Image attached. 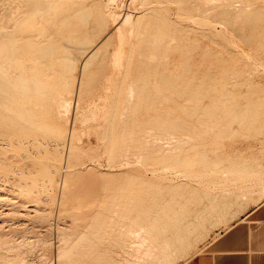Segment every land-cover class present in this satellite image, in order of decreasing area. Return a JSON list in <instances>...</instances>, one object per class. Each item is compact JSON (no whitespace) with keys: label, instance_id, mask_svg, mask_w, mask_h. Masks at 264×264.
<instances>
[{"label":"rangeland","instance_id":"374dc122","mask_svg":"<svg viewBox=\"0 0 264 264\" xmlns=\"http://www.w3.org/2000/svg\"><path fill=\"white\" fill-rule=\"evenodd\" d=\"M71 3H70V2ZM62 0V1H59V3H58V7H55L54 9H58L59 11L60 10H62V9H66V8H70V7H72V8H74V7H76V6H78V4L79 3H82L83 4V6L82 5H79V6H82V7H84L86 10H90V16L88 17V19H87V29H88V31H89V33H88V35H92L91 36V40H93L92 42H94L95 44H99V43H101V42H103V39H104V42L106 41L107 42V49H105L104 48V50L102 51V53H101V55H100V57H99V59L98 58H96V60L95 59H93V61L91 62V65L89 64L88 66H87V69L86 68H84V65H82L84 62H85V58H86V56H85V58H84V56H82L81 58H80V60H79V65H78V63H77V70L75 69V71L73 70V72H72V74L70 75V78H71V80L73 79V80H75V81H73L74 82V84L72 83L71 85H70V87H71V91H73L72 93V95L70 94V96H72V98L70 97L69 98V100L66 102V103H62V107L60 108V115H59V117L58 118H56L55 116V114L54 115H50V116H48L47 118H46V124L45 125H47V126H52V125H54V124H59V126H60V128H61V130H65V131H68V136H67V139H66V145H67V147L69 146V144L68 143H71V144H75V145H77V147H80V148H77V149H79V150H77L78 151V154L79 155H81V157L78 155V158H76L74 161H72V163L71 164H65V162L67 161V159H66V157L67 156H65V158H64V162L61 164V166H60V171H59V176L61 177V183H62V181L64 180V177L66 176L65 174H67L66 173V171L68 172L69 171V173H71L72 172V170L73 171H75V172H72L73 173V177L75 176V173H81V174H85V178H87L85 181V183H88L87 184V186L89 185V184H93V185H91V187H93V188H95L96 189V187H94L95 185L97 186V187H101L100 189H97V192H95L94 190H92L93 188H91L90 186H89V188H87L85 191H87L88 189L90 190H88V193L87 192H83L82 193V191H84V190H80V184H81V182H78L77 181V179H75L74 180V178H73V180H74V182H72L71 181V183H75V181L76 182H78V185L75 183V185L73 186L71 183H69L70 182V180L69 181H67L66 183H69V186H70V184L72 185V187L70 186H68V184L64 187L63 186V183H62V185L60 184L58 187H57V191H56V195H55V202L52 204V203H47L46 201H43V200H41V202L39 203V205L40 204H42L40 207L41 208H45V211H30V212H28L27 211V214L24 212V211H22V212H24L25 214H23L24 216H21L22 214H20L21 213V211H17V213H15L16 211H10L9 210V208H7V207H9L10 205H9V203L6 201V200H3L5 203H6V205H5V203L4 202H2V199H4V197H6L5 196V194H7V193H11V191L9 190V187L7 188V190H5L4 192L2 191V192H0V196H3V197H1V202L2 203H4V205L1 203V206L3 205V206H6V207H3L2 206V208H1V206H0V208L2 209H0V217L1 216H3V217H1V219H0V221H2V227L4 228V229H2L1 227H0V243L2 244V246H0V264H18V262H19V264H131L133 261H131V260H127L126 259V257H125V255L127 256V258H129L131 255L129 254V253H126V252H130L129 250L131 249L132 250V248H129V247H131V246H129V244H130V242H131V244H134V247H136L137 246V243H134L136 240H137V238H139L138 237V235H137V231L139 230V229H137V228H141V226H143V225H145L146 227H148L149 229H151L150 231H158L159 233H167L168 232V234H170V235H172V236H174V237H176V235H182V236H189L190 238H191V242L187 245V247H186V250H184L182 253H183V256H185L186 258L187 257H191L192 255H194V254H196V253H198V252H200V251H202V245H203V242L204 241H207L209 238H213V239H216L218 236H219V234L218 233H216L217 231H216V229L217 228H224V227H228L227 225H230L231 224V222L234 220V218H235V216L236 215H239L240 213H242L245 209H246V207L248 206V204H249V202H250V200H251V198L252 197H254V199L256 198V197H260L261 196V194H262V191H263V189H264V149L262 148L263 147V145H264V0H207V1H205V0H190V2L188 1V0H186L184 3L183 2H181L182 0H175L176 2H177V4L179 3V4H181V3H183L182 5H178V6H182V8L181 7H179V10H181L180 11V14L179 13H177V11L175 12L174 10H177L178 9V7H177V5H176V2H174V0H169L170 1V3H172V4H169V2H168V4L166 5V1H168V0H156V1H158L160 4L161 3H163V1L165 2L164 4H161V6H162V8H163V6H164V8L167 10V11H165V9H164V11H163V9L162 8H160L161 6H160V4L158 3L157 4V2H155L156 4H154L153 2L155 1V0H148V1H150V3H148L149 4V6L151 5V2H152V7L150 6H147L146 4H143V2H146V1H143L142 2V4L143 5H139V4H141V2H139L140 0H129L130 1V4L129 5H131V6H128L127 4L129 3V1L128 0H115V1H113V0H111L110 2H106V1H109V0H85V3L86 4H84V0ZM87 1H88V3H87ZM134 1V2H133ZM139 2V3H136V2ZM142 1V0H141ZM162 1V2H161ZM180 1V2H179ZM184 1V0H183ZM205 1V2H204ZM61 2V3H60ZM69 2V3H68ZM76 2V4H74ZM91 4H90V3ZM97 4H96V3ZM121 2V3H120ZM128 2V3H127ZM133 2V4H135V5H133V4H131ZM66 3H68V4H66ZM92 3H93V5H92ZM105 3H107V4H105ZM190 3V5H188ZM0 4H2V1L0 0ZM59 4H61V5H59ZM110 4V5H109ZM122 4V5H121ZM174 4V5H173ZM75 5V6H74ZM87 5V6H86ZM88 5H91L90 7H88ZM97 5V6H96ZM119 5H121V6H119ZM136 6L137 7V5H139L137 8H135V7H133V6ZM158 5V6H157ZM172 5V6H171ZM186 7H185V6ZM199 5V6H198ZM94 6H96V8L98 9L97 11H98V13H97V11H95V9L96 8H94ZM100 6V7H99ZM102 6V7H101ZM109 6V7H108ZM140 6H142V7H140ZM145 6V7H144ZM153 6H157L158 8H160V9H162V15H160L161 14V11H160V9H158L157 7L153 10V11H151L152 9L151 8H153ZM165 6H170L169 8L168 7H165ZM176 6V7H175ZM188 6V7H187ZM88 9H87V8ZM112 7V8H111ZM147 7V8H146ZM173 7H175V8H173ZM183 7H185V8H187V9H184ZM215 7V8H214ZM217 7V8H216ZM109 8H111V9H109ZM129 8H132V9H129ZM143 8V9H142ZM172 8V9H171ZM188 8H189V11H188ZM200 8V9H199ZM201 8H202V10H201ZM104 9V10H103ZM134 9V10H133ZM135 9H138V10H135ZM142 9V11H140ZM145 9H149V11H147L148 13H150V14H147V12H146V10ZM158 9V10H157ZM174 9V10H173ZM182 9H183V12H182ZM204 9H205V11H204ZM209 11H208V10ZM212 9V10H211ZM58 10H56L57 12H58ZM93 10V11H92ZM100 10V11H99ZM103 10V11H102ZM109 10V11H108ZM112 10L114 11V12H112ZM129 10V11H128ZM170 11V13L168 14V12ZM191 10V11H190ZM251 10V11H250ZM1 11V10H0ZM95 11V12H94ZM102 11V12H101ZM105 11V12H104ZM107 11V12H106ZM123 12V13H121V17L120 18H118V15H119V13L120 12ZM131 14V13H133L134 11H136V12H134V15H132L133 16V18L132 19H134V20H136L137 19V21H139V23H137V25H139L138 27H139V32H141V30H143L144 31V29L143 28H145V26H147L145 23L146 22H148V20H146V19H151L152 18V21H154V16H156V13L154 14L153 12L154 11H158L157 12V16H156V18H155V21L154 22H152V23H154L153 25L151 24V22L150 23H147L148 25L150 24V26H153L154 28H150V29H155V28H157L158 26H161L160 24L163 22V26H167V25H169L170 23L172 24V26H171V24L169 25V27L167 26V28L169 29H166V27L164 28L163 27V29H164V31L166 32H168L169 31V33L170 32H172V29H173V32L172 33H174V32H176L177 34L175 35V34H171L170 33V35H171V37L172 36H176V38H175V41H174V39L173 40H171V43H168L167 42V40L165 41V43H163V44H161V46L163 45H168L169 44V46H167L168 47V52H166L165 54H167L168 53V55L170 56V57H167V59L169 60H165V63H166V66H164L165 65V63L163 62L164 60H162V57H161V55L160 54H163V51L165 52L166 51V49H167V47L164 49V47H161L160 45H159V47H161V50L159 51L158 50V55H156L157 54V49H160L159 47H155L154 46V48H153V50H155V53H154V56L156 55V56H158L157 57V60H159V61H157L155 58L154 59H150L151 60V62L152 61H154L155 62V60H156V62H160V64L157 66V63H154V62H152L151 63V65H153V66H151V65H149L148 67H149V71H150V75H146V73L147 74H149V71H147V69H148V67H145L146 66V61H147V63H149V61H148V58L147 57H149V58H151L150 56H152V58L154 57L152 54L153 53H151V51L153 52V50H152V48L150 47V48H148V46H150V44L148 43V46H146V45H144L143 47H145V50H143V55L145 54H147L145 57L143 56V59H142V63L143 64H141L142 66L141 67H143V68H141L140 67V75H141V73L143 74V72H145L144 74L146 75H144L145 77H147V78H145L144 77V79H142V84H143V87L141 86L140 88L142 89V88H146V89H142V91H144V92H141V94L140 95H142L141 96V98H139L138 99V97L137 98H135V99H133L134 101L136 100V102H134V101H132L131 102V100H130V98H129V96H127V93H128V91H127V89H124V88H127V84H125V86H124V88H122V91H123V89H124V95H126L127 97H124V99H121L120 101L118 100V101H115V102H118V103H114L113 101H107L108 99L106 98L107 96H105L106 95V93H113V91H111V90H109L108 89V91H107V89L105 88L104 90H106L107 92L106 93H104L105 91L103 90V86H105L104 84H103V86L101 85L104 81L101 79V76L103 75V72H104V70H103V68H104V65L102 64V61L100 60L101 59V56L102 55H104V53H106V50H110V48H113V47H111V46H113V43L117 40V37H116V39H113V38H115V37H113V36H115V35H112V39H111V33L110 32H113L112 34H115L114 32H115V28H116V23L117 22H121V20H122V18L123 17H126V14L128 13V12ZM131 11H133V12H131ZM138 11V12H137ZM151 11V12H150ZM186 11V12H185ZM207 11V13H206V15H205V12ZM211 11V12H210ZM213 11V12H212ZM246 11H248L246 14H249V16L247 15V17H246V14H245V12ZM253 11V13L251 14V12ZM93 12H94V16H95V18L97 19H94V16H93ZM104 12V13H103ZM112 12V15L114 16V14L115 15H117V19H115L116 18V16H114L113 17V20H111V21H116L117 20V22H115V24H114V22H112L111 24H109L111 21H109L110 19H112V18H110V17H112L111 16V14L110 13ZM116 12V13H115ZM165 12V13H164ZM174 12V13H173ZM182 12V13H181ZM203 12V13H202ZM210 12V13H209ZM100 13H101V15H100ZM107 13V14H106ZM118 13V14H117ZM126 13V14H125ZM128 13V14H129ZM138 13L140 14V15H138ZM152 13V14H151ZM176 13H177V15L179 14L180 15V17L181 16H183V15H185L186 16V14L188 15L187 17V19L186 18H183V17H179L178 16V18H177V15H176ZM184 13H186V14H184ZM105 14V15H104ZM129 14V15H130ZM145 14H147V15H145ZM165 14V15H164ZM172 14V15H171ZM181 14H183V15H181ZM191 14V15H190ZM201 14V15H200ZM96 15H97V17H96ZM107 15L109 16V17H107ZM141 16L142 18H140V19H138V18H136V16ZM149 15L151 16V17H149ZM166 15H168V16H166ZM172 17V18H170V16ZM175 15V16H174ZM200 15V16H199ZM202 15H205V16H202ZM207 15H209V16H207ZM255 15V16H254ZM92 16V17H91ZM135 16V17H134ZM153 16V17H152ZM158 16H164V18L163 19H159L158 18ZM166 16V17H165ZM184 16V17H185ZM192 16V17H191ZM201 17V18H199V17ZM91 17V18H90ZM147 17V18H146ZM149 17V18H148ZM175 17V18H174ZM90 18V19H89ZM108 18H109V20H108ZM136 18V19H135ZM145 18V19H144ZM182 18L185 20H182ZM92 19H93V21H92ZM115 19V20H114ZM159 19V20H158ZM164 19H165V21L168 19H172L171 21L169 20H167V22H170L169 24H166L167 22H165L164 23ZM177 19H180V20H177ZM204 19V20H203ZM253 19V20H252ZM92 21L93 22V24L92 23H90V21ZM96 20V21H95ZM226 20H228V21H226ZM102 21V22H101ZM140 21H141V23H140ZM156 21H158V22H156ZM173 21V22H172ZM177 21H178V23L179 24H182V25H180L179 26V24L177 23ZM184 21V22H183ZM208 21H211L210 23H208ZM222 21H225L226 22V25H225V22L224 23H222ZM95 22V23H94ZM134 22H136V21H134ZM160 22V23H159ZM206 22V23H205ZM227 22H228V24H227ZM92 24V25H90V24ZM159 23V25H157L156 26V24H158ZM184 23H185V25H184ZM208 23V24H207ZM114 26H113V25ZM142 24H144V25H142ZM213 24V25H212ZM215 24V25H214ZM90 25V26H89ZM111 25H112V27H111ZM173 25H175L176 26V28L179 26V28L180 27H182V26H184L181 30L180 29H178V30H176L175 29V26H173ZM204 25V27L202 28V26ZM206 25V26H205ZM207 25H209V27L207 26ZM223 25V26H222ZM93 26V27H92ZM109 26V27H108ZM144 26V27H143ZM156 26V27H155ZM185 26L186 27H188L187 29H185ZM210 26H211V28H210ZM213 26H214V28H213ZM243 26V27H242ZM90 27H91V29H90ZM114 27V28H113ZM224 27V28H223ZM226 27V28H225ZM231 28V29H229V31H228V28ZM101 28H102V30H101ZM112 28L114 29L113 31H112ZM140 28H141V30H140ZM172 28V29H171ZM204 28H206L207 29V31H206V29H204ZM232 28L234 29V30H232ZM251 28V29H250ZM92 30V31H95L96 29V31L95 32H97V33H95V32H91L90 30ZM147 28H145V30H146ZM214 29V30H213ZM225 29V30H224ZM263 29V30H262ZM205 30V31H204ZM227 30V31H226ZM235 30H237V31H235ZM243 30V31H242ZM179 31V32H178ZM186 31H187V33H186ZM91 32V33H90ZM189 32V33H188ZM202 32H204V33H202ZM205 32H206V34H205ZM215 34H214V33ZM255 32V33H254ZM96 35H95V34ZM169 33H167V35H169ZM258 33V34H257ZM150 34V33H149ZM181 34H183L182 36H180ZM185 34V35H184ZM188 34V36L186 37V35ZM205 35V36H201V35ZM213 34V35H212ZM218 34H219V38L217 37L218 36ZM94 35H95V38H94ZM137 35H140V34H137ZM141 35H144V33H141ZM145 35H147V36H149L148 35V33L147 34H145ZM189 35H191V36H189ZM209 35V36H208ZM215 35V36H214ZM223 38H222V37ZM263 36V37H262ZM184 37H186V38H184ZM225 37V38H224ZM228 37V38H227ZM173 38V37H172ZM171 38V39H172ZM182 38H184V39H182ZM188 38H189V40H188ZM193 38V39H192ZM197 38V39H196ZM102 39V40H101ZM182 39V40H181ZM187 39V40H186ZM191 39H192V41H191ZM195 39V40H194ZM108 40H110V41H108ZM203 41L202 42V44H201V42H198V41ZM217 40H218V42H220L219 44H217ZM100 41V42H99ZM111 41L113 42V43H111ZM188 41H189V43H188ZM195 41H197V43H194ZM255 41V42H254ZM259 41V42H258ZM105 42V43H106ZM109 42L111 43V45L109 44ZM193 42V43H192ZM177 43V44H176ZM171 44V45H170ZM189 44V45H188ZM196 44H198L197 46H196ZM180 45V46H179ZM181 45H183V46H181ZM187 45V46H186ZM190 45H191V47H190ZM195 45V46H194ZM108 46H110V47H108ZM180 47V49H178L177 47ZM193 46V47H192ZM202 46H204V47H202ZM205 46H206V48H205ZM208 46H209V49H208ZM147 47V48H146ZM170 47V48H169ZM182 47V48H181ZM164 50H163V49ZM177 48L178 50H175V49ZM201 48H203V49H201ZM142 49H144V48H142ZM149 49H151V51H149ZM189 49V50H188ZM187 50L189 51V52H187ZM162 51V52H161ZM172 51V52H171ZM183 51H186L185 53L183 52ZM148 52H150L151 53V55L149 56L148 55ZM149 53V54H150ZM164 55V54H163ZM162 55V56H163ZM168 55H164V56H168ZM163 56V57H164ZM102 58H103V56H102ZM146 58V59H145ZM166 58V57H165ZM164 58V59H165ZM162 61H161V60ZM84 60V61H83ZM143 60H146V61H143ZM178 60H179V62H178ZM97 61H98V63H97ZM173 61V63L174 64H170L171 62ZM183 63H182V62ZM83 62V63H82ZM145 62V63H144ZM163 62V63H162ZM170 62V63H169ZM178 62V63H177ZM82 63V64H81ZM162 63V64H161ZM169 63V64H168ZM179 63L181 64V67H180V65H179ZM186 63V64H185ZM92 64H93V66H92ZM145 64V65H144ZM182 64H184V66L185 67H183L182 66ZM174 65H176V67L174 66ZM188 65V66H187ZM80 66V67H79ZM90 66V67H89ZM102 66H103V68H102ZM171 66V67H170ZM190 66L193 68V70L190 72V70L192 69H188V68H190ZM82 67H83V69H82ZM101 67V68H100ZM153 67H155V68H153ZM161 67V68H160ZM162 67H164L165 69H163ZM179 67V68H178ZM187 67V68H186ZM220 67V68H219ZM158 68V69H157ZM159 68H160V70H159ZM167 68H168V70H167ZM175 68H177V69H175ZM195 68V69H194ZM197 68V69H196ZM81 69H82V71H81ZM146 71H145V70ZM158 71H161V76H160V73H159V71L157 72L156 70ZM173 69V70H172ZM203 70V71H201V70ZM144 70V71H143ZM152 70V71H151ZM163 70H165V71H163ZM176 71L175 73H177L178 72V74L180 75V74H184V76H179V77H181V78H179L178 77V74H175L174 72H172V71ZM183 70H185L184 72H183ZM188 70V71H187ZM200 70V71H199ZM143 71V72H142ZM179 71H180V73H179ZM196 71H198V72H196ZM84 72H86V73H84ZM171 74H173L172 76L170 75V73ZM189 72V73H188ZM193 72H194V74H193ZM196 72V73H195ZM201 72V74L204 76V74H205V76L207 77L206 79L201 75V74H199ZM236 72H238V73H236ZM78 73V74H77ZM81 73H83V74H81ZM168 73H169V76H168ZM204 73V74H203ZM86 74H88V75H86ZM90 74V75H89ZM102 74V75H101ZM158 74V75H157ZM186 74H188V75H186ZM196 74H198V77H197V75ZM217 74V75H216ZM74 75V77H72ZM81 75H82V77H81ZM92 75V76H91ZM95 77H94V76ZM98 75V76H97ZM186 75V76H185ZM190 75V76H189ZM192 75V76H191ZM84 76V77H83ZM87 76V77H86ZM89 76H90V79H88L89 78ZM142 76V75H141ZM151 77V76H153V77H151V78H148V77ZM173 76L175 77L174 79H173ZM188 76V77H187ZM193 76H196V78L194 79H192L191 80V78L193 77ZM200 76V77H199ZM201 76H202V78H204L206 81H203V79L201 78ZM80 77H81V80L82 79H84L85 80V84H87V86H88V83H89V87H90V90H89V87L87 88V86L86 85H84V87H86V88H84L85 89V92L87 93V91H89V95H91V97L89 96L88 97V95L85 93V92H83L82 94L81 93H79V86H78V84L81 82V80H80ZM86 77V78H85ZM162 77L164 78V77H167V78H165V79H163V80H165L166 82H167V80H168V82L166 83L165 81H162L161 79H162ZM170 77V78H169ZM187 77V78H186ZM209 77V78H208ZM231 77V78H230ZM93 78H95V79H93ZM98 80H97V79ZM152 78H154V79H152ZM172 78V79H171ZM177 78V79H176ZM198 78V79H197ZM200 78V79H199ZM86 79H87V81H86ZM145 79L147 80V81H145ZM151 79V80H150ZM171 79V80H170ZM180 79V80H179ZM186 79L188 80V81H186ZM221 79V80H220ZM232 79V80H231ZM88 80H92L91 82V85H90V81H88ZM95 80H96V82H95ZM143 80H144V82H143ZM151 81V82H149V81ZM153 80V81H152ZM159 80H160V82H159ZM177 80V81H176ZM196 80H198V81H196ZM200 80V81H199ZM202 80V81H201ZM156 81V82H155ZM165 82V83H163L162 84V82ZM169 81H170V83H169ZM175 81H176V83H175ZM179 81V82H178ZM183 81H185V82H188V83H184ZM189 81H191V82H189ZM193 81V82H192ZM195 81V82H194ZM225 81V82H224ZM78 82V83H77ZM88 82V83H87ZM102 82V83H101ZM140 82V83H141ZM146 82H149V83H146ZM153 82L155 83V84H153ZM202 82V84H200ZM206 82V83H205ZM100 85H99V84ZM172 83V84H171ZM204 83V84H203ZM210 83V84H209ZM230 83H232V84H230ZM233 83H234V85L235 86H233ZM238 83V84H237ZM142 84H140V85H142ZM145 84V85H144ZM147 84V85H146ZM164 84H166V86L164 85ZM170 84V85H169ZM206 84V85H205ZM215 84V85H214ZM72 85H74V86H72ZM80 85V84H79ZM116 85V84H115ZM114 85V86H115ZM159 85V86H158ZM203 85V86H202ZM226 85V86H225ZM99 86H100V88H99ZM205 86V87H204ZM73 87V88H72ZM116 87V86H115ZM202 88H203V92H202ZM74 89H78L77 91L75 90L74 91ZM114 89V88H113ZM206 91H205V90ZM213 89V90H212ZM178 90H179V92H178ZM229 91V94H228V91ZM101 91V92H100ZM104 91V92H103ZM126 91H127V93H126ZM177 91V92H176ZM222 93H221V92ZM225 91H227V92H225ZM90 92H92L91 94H90ZM97 92V93H96ZM200 92V95L198 96L197 94ZM201 92L203 93V94H201ZM75 93V94H74ZM85 93V94H84ZM99 93V94H98ZM123 93V92H122ZM126 93V94H125ZM220 93H221V95H220ZM78 94H80V95H78ZM102 94V95H101ZM205 94L207 95V96H205ZM82 95H83V97L84 98H82ZM92 95H93V97H92ZM99 96L98 98H96L97 96ZM140 95H139V97H140ZM196 95V97L198 98H196V97H194ZM74 96V97H73ZM87 96V97H86ZM102 96H105V97H103V98H105V100H102L103 98H102ZM223 96V97H222ZM101 97V99H99ZM81 100H80V99ZM86 98V99H85ZM89 98H90V100L92 99V100H94L93 102L92 101H90L89 102ZM94 98V99H93ZM192 98H196V101L194 100V99H192ZM209 98V99H208ZM213 98V99H212ZM76 99V100H75ZM77 99H79L78 101H77ZM84 99H85V102H83L84 101ZM98 100V102H97V100ZM219 99H220V101H222V103L219 101ZM102 100V101H101ZM192 100H194L195 102H193ZM197 100H199V101H197ZM201 100V101H200ZM88 101V102H87ZM95 101L98 103H95ZM103 101H105L106 103L105 104H103ZM140 103H139V102ZM192 101V102H191ZM223 101H224V103H223ZM76 102H78V103H76ZM120 102L123 104V105H125L126 107H125V109L124 108H122V105L120 106ZM124 102V103H123ZM138 102V103H137ZM200 102V103H199ZM71 103V104H70ZM90 103H91V105H90ZM112 103H113V105H114V107H115V105L116 104H118V106L116 105V110H115V108L113 107V106H111L112 105ZM131 103V104H130ZM133 103H135V104H133ZM195 103H197V104H195ZM204 103H206V105L208 106L209 105V109H208V107L207 106H205V104ZM70 106V109L68 108L69 106ZM76 104H78L77 105V108H76ZM84 104V105H83ZM133 104V105H132ZM138 104V105H137ZM77 110L76 112L74 111V108H72V106ZM80 105V106H79ZM88 105H90V106H88ZM99 105V106H98ZM100 105H101V107H108L109 106V109L108 108H105V112L104 113H106L107 111H106V109H108V114L106 115V117L105 116H103V114L102 115H100V112L102 113L103 112V110H104V108H103V110H101L102 108L100 107ZM129 105V106H128ZM135 105V106H134ZM194 105V107H191V106H193ZM199 106V107H201V110H199L200 108H196L197 106ZM68 106V107H67ZM83 106V107H82ZM85 106H87V107H85ZM188 106H189V108H188ZM207 107V109H204L203 107ZM93 107L95 108L94 110H92L93 109ZM101 110H98V108ZM111 107H113L112 109H111ZM124 107V106H123ZM127 107H130V109H131V112H129V111H127L126 112V110L127 109H129V108H127ZM135 107V108H134ZM137 107V108H136ZM141 107V108H140ZM184 107V108H183ZM185 107H187L188 108V110L185 108ZM190 107L192 108V109H190ZM66 108H68V109H66ZM120 108L121 109H123V113H128V114H126L127 116L129 115L130 117H125V118H127V119H125V120H127L126 121V123H124V124H127V122H129L127 125H129L128 127H127V125H125V128L127 127L128 129H126L125 131H127L126 133H127V135L125 134V140L128 138V142L129 143H127V140L126 141H123V142H125V143H120L121 141H118L119 140V138H120V135H118V134H120V125H121V123H122V121L124 120H122L121 122L119 121L118 122V120H119V115H121L120 116V118H123L124 117V114H123V117H122V114H120V112H121V110H120ZM127 108V109H126ZM133 108V109H132ZM218 108V109H217ZM226 108V109H225ZM244 108V109H243ZM84 109H87V110H84ZM129 109V110H130ZM135 109H137L138 111H136V112H133V114H132V111L133 110H135ZM198 110V112H195L194 110ZM203 109V110H202ZM70 110V111H69ZM90 110L92 111V112H96V111H98V114L100 115H98V114H95V112H94V114H95V117H93V113H91L90 112ZM124 110H125V112H124ZM186 110V111H185ZM189 110H193L195 113H193L192 111L190 112ZM64 111V112H63ZM83 111V112H82ZM90 112V113H88V112ZM110 111H111V114H110ZM112 111H113V114H112ZM115 111V112H114ZM120 111V112H119ZM205 111V112H204ZM208 111H210L209 113H208ZM223 111V112H222ZM79 112V115L77 114ZM190 112V113H189ZM242 112V113H241ZM67 113H68V116H67ZM70 113V114H69ZM83 115H85V116H83ZM191 113H193L194 115L196 114L197 115V119L196 120H194L196 117L193 115L192 117H190L189 116V114H191ZM200 113V114H203L204 115V117H205V115H206V120H208V121H205L206 123H210V121H211V119H213L212 121L214 122V123H216V121H217V123H218V125H220L221 126V131H220V126H217V124H214V125H212V121H211V123H210V125L212 126V127H218V128H215V129H213L212 130V127L209 125H207L205 122H201V123H199L198 121H204L205 119H203V115H198V114ZM206 113V114H205ZM208 113V114H207ZM229 113V114H228ZM237 113V114H236ZM73 114V115H72ZM77 116V117H75V115ZM115 114V115H114ZM136 114V115H135ZM188 114V115H187ZM213 114V115H212ZM219 114H220V116H219ZM234 114H236L237 115V117L238 116H242L244 119H242V121H240L241 120V118L240 117H238V118H240V120L239 119H237V117H236V115L235 116H233L232 117V115H234ZM69 115H70V117H69ZM82 117H81V116ZM89 115H90V117H89ZM97 115V116H96ZM110 115H113V116H110ZM53 116V117H52ZM87 116V118H86V120L88 119V123L87 122H83V123H81V125H79L80 124V122L84 119V117H86ZM108 116H110V121H107V119L109 118ZM134 116V117H133ZM213 116V117H212ZM66 117H68V118H66ZM91 117H92V120H91ZM112 117H113V121H112ZM195 117V118H194ZM201 117H202V119L203 120H199V119H201ZM234 117H236V118H234ZM247 117H249V119L247 120L246 118ZM54 118V119H53ZM64 118V119H63ZM71 118V119H70ZM79 118H81L80 120H78ZM95 118V119H94ZM103 118V119H102ZM106 118V119H105ZM131 118V119H130ZM199 118V119H198ZM208 118V119H207ZM209 118H211V119H209ZM228 118V120H227V122L229 123V126H228V123L225 121L226 119ZM231 118H232V120H233V118H234V120L232 121L231 120ZM258 120H257V119ZM59 119V120H58ZM75 119V121H73ZM192 119V120H191ZM230 119V120H229ZM254 119V120H253ZM256 119V120H255ZM50 120H52L51 122H50ZM57 120V121H56ZM61 120V121H60ZM68 120V121H67ZM76 120H78V123H77V121ZM89 120H90V124H89ZM104 120V121H103ZM106 120V121H105ZM116 122H115V121ZM121 120V119H120ZM125 120H124V122H125ZM129 120V121H128ZM135 120V121H134ZM210 120V121H209ZM246 120V122L245 123H247V124H249V122H251L250 123V125H247V124H244V121ZM251 120V121H250ZM261 120H263L262 122H260ZM49 121V122H48ZM66 121L68 122V123H66ZM80 121V122H79ZM84 121V120H83ZM111 121H112V123H111ZM178 121V122H177ZM189 121H195L196 122V125L197 126H195V123L193 124V122L191 123V122H189ZM218 121H220L222 124H219V122ZM230 121V122H229ZM231 121H232V123H231ZM237 121L240 123V124H244L245 126H247V127H245L243 124V126L241 127V126H239L238 124H237ZM249 121V122H248ZM56 122V123H55ZM91 122H93V123H91ZM106 122L108 123V125H106ZM118 122V123H117ZM189 122V123H188ZM254 122V123H253ZM72 123H74V124H72ZM87 123V124H86ZM111 123V124H110ZM114 123L116 124L115 126H114ZM167 123H169V125L171 124V125H173L171 128H169L170 126L169 125H167ZM180 123V124H179ZM191 123V127H193V125L196 127H193V128H191L190 126V128H191V130H192V132L194 133H190L191 132V130L189 131L187 128H189V127H187V125H189ZM198 123V124H197ZM67 124V126H68V128H67V126L65 127V125ZM84 126H86V127H82L83 125ZM100 124L101 125H103L104 127H100ZM133 124V125H132ZM174 124L175 125H177V126H174ZM178 124H179V126H181V127H178ZM193 124V125H192ZM232 126H231V125ZM70 125V126H69ZM78 125V126H77ZM107 126V129H106V126ZM110 125H111V127H110ZM119 125V126H118ZM206 125V126H205ZM237 125V126H236ZM252 125H254V127H252V128H255V129H251V127H250V131H248L249 130V127L248 126H252ZM91 126V127H90ZM118 126V127H117ZM168 126V127H167ZM203 126H205L204 128H201V127ZM207 126L210 128L211 127V130H209L208 129V131L206 130V133L208 132V134H206L205 133V131L203 130V129H205V128H207ZM226 126H227V128H226ZM70 127H73L72 129H70L69 130V128ZM82 127V128H81ZM97 127H99V128H97ZM130 127V128H129ZM197 127L199 128L198 130H197ZM225 127V128H224ZM228 127H229V130H230V133L232 134V136L230 135V133H229V131H228ZM233 127V128H232ZM241 129H243V130H245V131H243V130H241ZM260 127H262L261 129H260ZM50 128V127H49ZM65 128H67V129H65ZM88 128H91V129H88ZM102 128V129H101ZM105 128V129H104ZM109 128H111L112 130H110ZM118 128V129H117ZM145 128L147 129L148 128V130H145ZM236 128V129H235ZM259 128V129H258ZM80 129V130H79ZM84 129V130H83ZM89 130V132H92V133H88V130ZM103 129L106 131L105 132V135H103L104 133V131H103ZM109 129V130H108ZM152 129H154V130H152ZM161 129H163V131H161ZM167 129V130H166ZM219 129V131H220V133L222 134V136L220 135V138H216V137H218L219 135H216L215 133H217L218 131L217 130ZM238 129H239V131H238ZM256 129H257V131H256ZM91 130V131H90ZM93 130V131H92ZM132 130V131H131ZM152 130V131H151ZM197 132H199V134H195V133H197ZM225 130H227L228 132H226ZM237 132H236V131ZM257 132V133H255V131ZM259 130H261V132L259 131ZM75 131H77V134L79 133V135L81 136L83 133V138H82V136L80 137V139H79V135L77 136L76 135V132ZM81 131H82V133H81ZM99 131V132H98ZM119 132L118 134H116V132ZM133 132V133H131V132ZM148 131V132H147ZM158 132L157 133V135H155V136H153L154 134V132ZM161 131V132H160ZM195 131V132H194ZM214 131H217V132H214ZM244 132V133H242V132ZM259 131V132H258ZM70 132L72 133H74L75 135H74V137H71V135H70ZM109 132H111L110 134H109ZM145 132H147V133H145ZM153 132V133H152ZM174 134H173V133ZM202 132H204V134H206L207 135V137H209V139L207 138V137H205V138H203L204 136H206V135H201V134H203ZM213 134H211V133ZM214 132V133H213ZM226 132V133H225ZM241 134H240V133ZM245 132H246V134H245ZM252 132V133H251ZM254 132V133H253ZM85 133H88V134H85ZM131 133V134H130ZM149 133H150V135H149ZM152 133V134H151ZM164 135H163V134ZM192 134V135H195V136H197V137H195V136H187V134ZM225 133V134H224ZM229 135H228V134ZM235 133H238V134H235ZM249 133V134H248ZM250 133L252 134V135H250ZM90 134V135H89ZM129 134V135H128ZM156 134V133H155ZM161 134V136H158V135H160ZM182 134V135H181ZM209 134H211V135H209ZM214 134L216 135V137L214 136ZM224 134V135H223ZM233 134H235L236 135V137L233 135ZM257 134V135H256ZM86 135V136H85ZM109 135H111L110 137L112 138V139H108V138H110L109 137ZM163 135V136H162ZM198 135H201V137H198ZM239 135H241L242 136V138L240 139V137L241 136H239ZM260 135V136H259ZM262 135V136H261ZM69 136L72 138V140H71V138H70V140L71 141H69ZM89 136H91L90 138H88ZM103 136V137H102ZM116 136H118L117 137V141H118V144L117 145H119L120 146V144H124L123 145V149H120V148H118L119 146H116V148H118V149H114L113 148V144H111V143H113L112 141H110L111 143H109V140H113V138H114V140L116 141V139H115V137ZM128 136V137H127ZM131 136V137H130ZM203 136V137H202ZM228 136V137H227ZM231 136V137H230ZM256 136H257V138H256ZM86 137V138H85ZM151 137V138H150ZM160 137H162V139L160 138ZM186 137V138H185ZM192 137H194V138H192ZM213 137H215V138H213ZM221 137H222V139H221ZM225 137H227V139L225 138ZM229 137H230V139H229ZM249 139H247V138ZM249 137H251V138H249ZM255 137V138H254ZM92 138V139H91ZM99 138V139H98ZM100 138H102V140H105V138H106V140H108V141H106L105 140V142L107 143H109L108 144V146H110L111 147V145H112V148L111 149H109V147L107 148V149H105V147H106V143L104 142V141H102V140H100ZM123 138V139H124ZM159 138V139H158ZM163 138H164V140H163ZM183 138H185V139H188V143L186 142V140H183ZM192 138V139H191ZM196 138V139H195ZM233 138V139H232ZM238 138V139H237ZM244 138L246 139V140H244ZM254 138V139H253ZM258 138L260 139V140H258ZM74 139V140H73ZM80 141H79V140ZM88 139V140H87ZM183 141H182V140ZM256 139V140H255ZM79 142H78V141ZM91 141V143H90V141ZM92 140H93V142H92ZM152 140V141H151ZM180 140H181V142H180ZM206 140H208V142H207V144L205 143V141ZM219 140H220V142H219ZM225 140V141H224ZM226 140H227V143H226ZM238 140V141H237ZM251 140V141H250ZM253 140V141H252ZM76 141V142H75ZM87 141V142H86ZM88 141H89V144H87L88 143ZM149 141V142H148ZM152 143H151V142ZM195 141H197V142H195ZM200 141H202V142H200ZM212 141L214 142V144L216 143V141H217V143L215 144V146H214V144H213V146H212V144L210 145L209 143H212ZM224 141V142H223ZM243 141V143H241V142ZM248 141V142H247ZM258 141V142H257ZM105 143L103 146H102V143ZM148 142V143H147ZM185 143V145H184V143ZM192 142H194V143H192ZM218 142H219V144H218ZM254 144H253V143ZM257 143V145H256V143ZM259 142H261V144L259 143ZM81 143V144H80ZM93 143V145H91ZM120 143V144H119ZM146 143V144H145ZM164 143H167L166 145H167V147H169L168 149H169V152L167 151L168 149H167V147H165V144ZM191 143L192 144H195V143H198L199 144V146H200V144H202V143H204L203 144V146L201 145L200 146V148L201 147H205L206 148V150H205V148H201V149H203V150H201L200 148H199V146L197 147L196 145L194 146V145H191ZM224 143V144H223ZM249 143H251V144H249ZM70 144V145H71ZM115 144V143H114ZM129 146V148H124V146ZM129 144V145H128ZM169 144V145H168ZM187 144V145H186ZM188 144H190V146L188 145ZM206 144V145H205ZM209 144V145H208ZM228 144V145H227ZM240 144H242V145H240ZM89 147H88V146ZM116 145V144H115ZM145 145H146V147H145ZM148 145V146H147ZM152 145V146H151ZM156 145H157V147H156ZM159 145V146H158ZM205 145V146H204ZM227 146V148L228 149H232V150H229L228 151V149L224 146L223 148H220L219 146ZM234 145H235V147H234ZM253 145V146H252ZM256 145V146H255ZM93 146V147H92ZM100 146H101V148H100ZM164 148H163V147ZM191 146L192 147H194V149L197 147V148H199L198 150L201 152H199L198 150L197 151H195L194 149H191ZM212 146V147H211ZM219 147V148H217V147ZM221 146V147H222ZM239 146V147H238ZM243 146H246L245 147V149H244V147ZM250 146V147H249ZM81 147L83 148V149H81ZM90 147H91V151H93V153L90 151V153H87L86 152V154H83V150H88V148H89V150H90ZM99 148V154L97 153L96 154V151H97V148ZM155 147V148H154ZM161 147H162V149H161ZM185 147V148H184ZM207 147H210V149L209 148H207ZM233 147H234V149H233ZM253 147V148H252ZM257 147V148H256ZM84 148H86V149H84ZM94 148H95V151H94ZM154 148V149H153ZM157 148H159V150H161V153L162 154H164L165 152V154L167 155V156H165V154L164 155H157V156H159V157H163V158H165V157H174V162L172 161L173 160V158H172V160H171V157H170V164L168 165V163H167V165H168V167L166 166H164L165 164H166V160L165 159H161V160H163L164 162L163 163H161V164H163L162 166L164 167V168H166L165 170H164V168H161L162 166L161 165H159L160 164V161H158V160H155V158H154V155H156L157 154V152L156 153H154L155 151H157L158 149ZM177 148V149H176ZM190 148V149H189ZM213 148V149H212ZM243 148V149H242ZM249 148V149H248ZM251 148V149H250ZM261 148L263 149L262 151H261ZM44 148H42V149H39V151L41 152L39 155H40V157H39V160H38V162H37V164H36V168L37 169H43V167H44V165H45V163L47 162L46 160H47V158L46 157H43V154H45V153H42L44 150L46 151V148L43 150ZM93 149V150H92ZM113 149V150H112ZM119 149H120V151L121 150H123L124 151V149L126 150V151H128L127 149H129V151L128 152H126V151H124V152H126V153H123L122 151H121V154H120V151H119ZM157 149V150H156ZM187 149V152L185 151ZM214 149L215 150H217V149H219V150H217V151H214ZM223 149V150H222ZM12 151L13 150H15V149H11ZM11 150H8V151H6V152H3V150H2V152L4 153H2L1 155H0V158H1V164H0V167L2 168V167H4L5 165V167L4 168H0V176L2 177L1 179L2 180H6V182L5 183H7L8 184V182H9V184L11 183L10 182V179L12 178L10 175H12L9 171H10V169H11V166H12V169L14 170L15 169V167L13 166V164H17L16 163V161L20 158V156H19V152H18V150H15L14 152H13V156H10V155H12V151ZM107 150V151H106ZM109 150H112L113 151V155H112V152L111 151H109ZM174 152H173V151ZM179 150V151H178ZM184 150V151H183ZM189 150V151H188ZM221 150V151H220ZM238 150H240V152H238ZM48 151V150H47ZM46 151V152H47ZM81 151H83V152H81ZM108 151H109V154H111V155H109L108 154ZM115 151H119L118 153L117 152H115ZM162 151H164V153L162 152ZM183 151V152H182ZM193 151L196 153V155L197 156H195L194 155V153H193ZM203 151H204V153H203ZM222 151H223V153H222ZM231 151H233V152H231ZM253 151V152H252ZM8 152V153H7ZM18 152V154H14V153H17ZM111 152V153H110ZM173 152V153H172ZM182 154H181V153ZM185 152V153H184ZM189 152V153H188ZM198 152L200 153V155L198 154ZM213 152H215V153H217V154H215V156L216 157H214V159H213V156H214V153ZM229 155L230 153H232V155H229L230 157V159L227 157L228 155L226 154V153ZM234 152H236V154L234 153ZM255 152V153H254ZM11 153V154H10ZM95 153V156L97 155L99 158H98V161H97V156H96V158L94 157V155H93V158H91V156H92V154H94ZM122 153H123V155H122ZM159 154H160V152H158ZM170 153V154H169ZM193 155H192V154ZM212 153V154H211ZM218 153H219V157L217 156L218 155ZM221 153V154H220ZM237 153H240V154H237ZM250 155H249V154ZM254 153V154H253ZM7 154H8V156H7ZM84 156H83V155ZM89 154V155H88ZM91 154V155H90ZM124 154H125V156H124ZM127 154V155H126ZM169 154V155H168ZM180 154V155H179ZM188 154H190L189 156H187ZM202 154H203V158L201 157L202 156ZM205 154V155H204ZM208 154V155H207ZM224 154V156H221V155H223ZM250 156H248V155ZM4 155V156H3ZM17 155V157L16 158H14L15 156ZM46 155H47V153H46ZM46 155H44V156H46ZM122 157H121V156ZM141 155V156H140ZM178 157H176V156ZM192 155V157L190 158V156ZM199 155V156H198ZM209 155H211V158L210 159H212L211 160V163L214 165H211V164H206V162L207 163H210L209 161H210V159H209ZM226 155V156H225ZM237 156V157H234V156ZM239 155H241V156H239ZM244 156V158H241V157H243ZM1 156H3V159H2V157ZM42 156V157H41ZM108 156H111V157H108ZM180 156H181V158H180ZM206 156V157H205ZM233 156V157H232ZM254 156V157H253ZM5 157H6V159H5ZM10 157V158H9ZM12 157V158H11ZM82 157H83V162H85V164L83 165V162L80 160V158L82 159ZM121 157V158H120ZM176 157V158H175ZM183 157H185V159H192V161H194V160H196V158H197V160L196 161H198V165L196 164V166H200V167H196L194 164L196 163V162H192V161H190V160H188L187 162H183L184 163V165L183 166H181V167H184L185 165V168H180L179 167V165H181L180 163H182L181 161H180V159L182 160H184L185 161V159L183 158ZM196 157V158H195ZM208 157V158H207ZM224 157H226V158H224ZM253 157V158H252ZM256 157V158H255ZM42 158H44V159H42ZM45 158H46V160H45ZM108 158H110V161L108 160ZM124 158H126V160L128 159V161H126ZM141 158H143V159H141ZM217 158H219L220 160H222V162H220V160H218ZM228 158V159H227ZM234 158V159H233ZM252 158V160H250ZM14 159H16V161L14 160ZM120 159V160H119ZM154 159V160H153ZM158 159H160V158H158ZM167 159V158H166ZM177 159V160H176ZM199 159L201 160L202 159V164H201V162L199 161ZM215 159H217V161L215 160ZM232 159V160H231ZM235 159H236V161H235ZM238 159H240L239 161H238ZM243 159V161H242V163H241V160ZM246 159H248V161H244V160H246ZM253 159H255L256 161H254ZM3 160V161H2ZM5 160V161H4ZM9 160H12V162L11 161H9ZM123 161L124 163H120V161ZM127 162V163H125V161ZM168 160V159H167ZM182 160V161H183ZM205 160H206V162H205ZM8 161H9V163H8ZM43 161H45V162H43ZM80 161L82 162V164L80 163ZM146 163H145V162ZM151 161L153 162V167L155 168V170L153 169V167H152V165H149V164H152L151 163ZM154 161H155V163L157 164V162H158V168H159V166H161L159 169H161L162 170V172H168L167 174H168V176L167 175H165V173H160V170H157V165L156 164H154ZM176 161V162H175ZM179 161V162H178ZM204 161V162H203ZM231 161L233 162V165H232V163H231ZM3 162H4V164H3ZM5 162H7L8 163V165H9V167H8V165H7V163L5 164ZM10 162H11V165H10ZM40 162V163H39ZM110 162V163H109ZM162 162V161H161ZM168 162V161H167ZM190 162H191V164L193 165V166H191V164H190ZM220 162V163H219ZM235 162H236V164H235ZM248 162H249V164L251 163V165H253L252 167L250 166H248L249 164H248ZM38 163H39V165H38ZM44 165H43V164ZM174 163V164H173ZM231 164V166H230V164ZM245 164V166H243L244 164ZM261 164V166L263 167V170L262 169H260V172H258V170L259 169H257V167L258 168H261V166H260V164ZM67 165L66 167L67 168H65V165ZM77 164V165H76ZM93 164H96V165H98V166H100V167H96V165H93ZM125 164V165H124ZM149 165V167H151V168H149L150 170H152V173L148 170V165ZM175 164H179V165H175ZM188 164H190V165H188ZM221 164V165H220ZM224 164V165H223ZM248 164V165H247ZM3 165V166H2ZM40 165H42V166H40ZM72 165V166H71ZM76 167H75V166ZM91 165H92V167H91ZM114 165H116V166H114ZM122 165V167H124L123 169L125 170V169H127V170H129V173H130V175L129 174H127V176H129V177H127V178H130V182H129V180H126L125 179V181H126V184H124V185H130V188H129V186L128 187H125V188H123L122 186L120 187L119 186V184H121V183H123V182H121L122 180H124L123 178H125V177H123L122 178V176H125V174L124 175H119V174H114V173H116L117 172V170H119V169H121L119 166H121ZM147 165V166H146ZM174 165H175V167H174ZM206 165H207V168L210 170H208V171H206L207 170V168H206ZM210 165V166H209ZM219 165H220V167H219ZM236 166V168H237V170H236V168H235V170L236 171H233L234 170V168H233V166ZM39 166V167H38ZM71 166V167H70ZM74 166V167H73ZM88 166V167H87ZM93 166H95V168H97L98 170H102V171H104L105 172V170H106V172L107 171H110L111 170V174H108V177H113V176H116V179L115 180H112V178H108V180H109V182L111 181V185H113V187H111V185H106L107 184V182H106V184L104 183V190L102 189L103 188V184H101V183H103V182H105V180L107 179L106 177H104L105 178V180H104V178L102 177L103 175H100V176H97L98 178L97 179H101L100 177H102V179H101V181H103V182H100V180H98L99 182H100V184H96V183H98V181H96L97 179H96V177L94 178L93 176H96V175H98V170L97 169H95V168H93ZM142 166H145V167H147V170H145L146 168L145 167H142ZM156 166V167H155ZM179 167V169H175V168H177V167ZM189 166H191L192 168H193V170H191V167H189ZM227 166V168H228V166L229 167H232L231 169L230 168H225ZM234 166V167H235ZM238 166L240 167V168H238ZM242 166V167H241ZM249 167V168H247V167ZM42 167V168H41ZM69 167V168H68ZM73 167V168H72ZM85 168V170H84V168ZM117 169H116V168ZM174 167V168H173ZM186 167H188L189 169H190V172H189V169L187 170L186 169ZM196 167V168H195ZM202 167V168H201ZM219 167V168H218ZM89 169V172H90V175L88 174V173H86V172H88L87 170ZM93 168L94 170H96L98 173L96 174V172L94 171V170H91V169ZM100 168V169H99ZM144 168V169H143ZM174 170H173V169ZM195 168V169H194ZM206 169L205 171H204V169ZM216 168H218V171H217V169ZM225 169V170H223V169ZM7 169V170H6ZM62 169V170H61ZM68 169H71V170H68ZM78 169V170H77ZM87 169V170H86ZM143 169V171H141ZM170 169H171V172H170ZM215 169V170H214ZM220 169H221V171H220ZM16 170V169H15ZM39 170V171H40ZM83 170V171H82ZM114 170H115V172H114ZM127 170H126V172H127ZM167 170V171H166ZM169 170V171H168ZM185 170V171H184ZM196 170V171H195ZM198 170H201V171H198ZM229 170H230V172H229ZM253 170H255V172L253 171ZM3 171V172H2ZM4 171L6 172L5 174L6 175H3L4 174ZM71 171V172H70ZM86 171V172H85ZM91 171H92V173L94 172L95 174L94 175H92L91 176ZM145 171V172H144ZM146 171H148L147 172V174H146ZM192 171L194 172V173H192ZM212 171V172H211ZM223 171H225V172H228V173H225V172H223ZM252 171L254 172V173H252ZM261 171H262V173H261ZM7 172H8V174H9V176H8V174H7ZM84 172V173H83ZM125 172V173H126ZM140 172H142V175H139V173ZM143 172L145 173V175L147 176H145L144 174H143ZM155 172V173H154ZM179 172V173H178ZM186 172H188L189 173V175L188 176H186L188 173H186ZM199 172H201V173H199ZM221 172V174H219ZM223 172V173H222ZM3 173V174H2ZM40 173H41V171H40ZM65 173V174H64ZM128 173V172H127ZM159 173V174H158ZM177 174V175H175V174ZM184 174V175H181V174ZM199 173V174H198ZM229 173H231V175L229 174ZM232 173H234L233 175H232ZM236 173V174H235ZM244 173V174H243ZM261 173V174H260ZM80 174V176H82ZM88 174V175H87ZM99 174H101V173H99ZM155 174H157L156 176H157V178H154V177H156V176H154ZM163 174L165 175V176H163ZM174 174V175H173ZM223 174H225L224 176H223ZM240 174H242V175H240ZM246 174H248V175H246ZM63 175H64V177H63ZM87 175V176H86ZM150 175V176H149ZM159 175H161V177L159 176ZM169 175H170V177H169ZM173 175V176H172ZM178 175L180 176V177H178ZM202 175V176H201ZM205 176V178H204V176ZM215 175V176H214ZM245 175V176H244ZM260 175V176H259ZM3 176H6V177H3ZM80 176H78V177H80ZM142 176H144V178L142 177ZM150 178H149V177ZM159 176V177H158ZM171 176L172 177H174V178H171ZM181 176L183 177L184 176V179L183 178H181ZM193 176V177H192ZM199 176V177H198ZM201 176V177H200ZM213 176V177H212ZM239 178H238V177ZM8 177V178H7ZM90 177H91V179H90ZM140 177H142V178H140ZM168 177H169V179H168ZM187 177H189L188 179H186ZM194 178V179H192V178ZM198 177V178H197ZM217 177V178H216ZM236 179H235V178ZM241 177V178H240ZM5 178V179H4ZM71 178V179H72ZM75 178H76V176H75ZM92 178H94V180L96 181V182H94V180L92 181ZM147 178H149V179H147ZM159 178H161V180L159 179ZM165 178H167L166 180H164L163 181V179ZM170 178H171V180H170ZM178 178H180V182L179 183H176V182H178L179 181V179ZM209 178V179H208ZM260 178V179H259ZM142 179V180H141ZM155 179H157V180H155ZM178 179V180H177ZM191 179H192V181H191ZM197 179V180H196ZM204 179V180H203ZM220 179V180H219ZM223 179V180H222ZM7 180H9V181H7ZM12 180V179H11ZM87 180H88V182H87ZM90 180V181H89ZM107 180V181H108ZM153 181V183H156L157 184V186H156V184H153L152 183V185L151 184H149V183H151L150 181ZM155 180V181H154ZM172 180H175V181H172ZM183 180V181H182ZM184 180H185V182H184ZM187 180V181H186ZM188 180H190V182L188 181ZM201 180V181H200ZM202 180L204 181V182H202ZM207 180V181H206ZM252 180V181H251ZM80 181V180H79ZM114 181V182H113ZM124 181V182H125ZM127 181L129 182V183H127ZM141 181H145L144 183H142ZM149 181V182H148ZM163 183H162V182ZM167 181V182H166ZM171 181V182H170ZM196 181V182H195ZM197 181H200V182H198V185H197ZM239 181V182H238ZM248 181H250L249 183H248ZM257 181V182H256ZM166 182V183H165ZM172 182H174V183H172ZM182 182V183H181ZM185 184H184V183ZM211 183V185H210V183ZM228 182V183H227ZM240 183L239 185H237V183ZM80 183V184H79ZM94 183H95V185H94ZM115 185H114V184ZM186 183H189V184H186ZM194 183H196V185L194 184ZM206 183V184H205ZM209 183V184H208ZM215 183V184H214ZM243 183V184H242ZM8 184V185H9ZM110 184V183H109ZM143 184V185H142ZM179 184L181 185V184H184V185H182L181 187H179ZM199 184H201V185H199ZM212 184L214 185V187L212 186ZM78 187H77V186ZM86 185V184H85ZM116 185H118V186H116ZM145 185V186H144ZM162 185V186H161ZM176 185V186H175ZM193 185H195V186H193ZM203 185V186H202ZM206 185H210L209 187H206ZM242 185V186H241ZM86 186V187H87ZM106 186H107V188H106ZM110 188H109V187ZM115 186V187H114ZM147 186V187H146ZM148 186L153 190V188H154V191H150L149 190V188H148ZM170 186H172L173 187V189L170 187ZM202 188H201V187ZM220 186V187H219ZM78 189L79 188V192H78V190L76 189V188ZM145 187V188H144ZM157 187V188H156ZM161 187H162V189H161ZM176 187H179L178 188V190H176L177 188ZM221 187H223V188H221ZM73 188H75V190H77V192L76 193H78V194H73V193H71L72 192V190L75 192V190L73 189ZM119 188V192L120 191H122V192H120V194H119V192L117 193L115 190H117ZM127 188H128V190H130V192L127 190ZM158 188H160V190H158ZM170 188V189H169ZM174 188H175V190H174ZM215 188V189H214ZM218 188V189H217ZM65 189L67 190V193L69 192V190H70V193H71V195L68 193L65 197L66 198H63L64 200L66 199H69L68 201H62V194H63V191H65ZM106 189H108V190H106ZM115 189V190H114ZM121 189H124V190H121ZM145 189V191H143ZM212 189V190H211ZM224 191H223V190ZM4 190V189H3ZM115 191V192H113L114 193V195L115 194H117V195H115V196H117L118 198L119 197H121V198H119L118 200L114 197V195H113V193H112V195H113V197H112V201L111 202H113V207L114 208H116V210H114V208H112L111 207V204H109L110 202H109V197H110V195H111V193H110V191ZM127 190V191H126ZM148 190V192H146ZM158 190V191H157ZM172 190H174V192L175 193H173V191ZM217 190V191H216ZM230 190V191H229ZM91 191H93L94 193H97V195H94V193L93 192H91ZM99 191H102L101 193H102V195H100V194H98V192ZM109 193H107V192ZM123 191H124V194H123ZM232 191V192H231ZM246 191V192H245ZM89 192H91V194L93 193V195H91ZM104 192V193H103ZM125 192H126V194H125ZM128 192V193H127ZM142 192H145V194L144 195H146L144 198L141 196V195H143L142 194ZM152 192V193H151ZM159 192V195L158 196H156L155 194L156 193H158ZM172 192V193H171ZM178 192L180 193V194H178ZM80 193H82L83 194V196L80 194ZM87 193V194H86ZM155 193V194H154ZM195 193V194H194ZM209 195H208V194ZM2 194V195H1ZM4 194V195H3ZM8 194V195H9ZM88 194H90L89 195V197H88ZM151 194V196L150 197H152L151 198V200H150V197H149V195ZM152 194H154V195H152ZM171 194H174V197H173V195H171ZM206 194V195H205ZM81 195V196H80ZM85 195V196H84ZM128 195H129V197H128ZM139 195V196H138ZM143 195V196H144ZM171 195V196H170ZM180 195V196H179ZM59 196H60V198H59ZM153 196H154V198H153ZM159 196H160V198H159ZM182 196V197H181ZM241 196V197H240ZM243 196V197H242ZM74 197V198H73ZM101 197H102V199H101ZM177 197V198H176ZM184 197V198H183ZM115 198V199H114ZM132 200H131V199ZM139 198V199H138ZM166 198V199H165ZM208 198V199H207ZM99 199H100V201H99ZM113 199H114V201H113ZM120 199H122V202L120 201V203L119 204H121V205H119L118 204V202H119V200ZM137 199H138V201H137ZM146 199V200H145ZM149 199V200H148ZM153 199V200H152ZM210 199V200H209ZM127 200V201H126ZM143 200V202H141ZM214 200V201H213ZM70 201V202H69ZM74 201L76 202V203H74ZM99 201V202H98ZM118 201V202H117ZM136 201H137V203H136ZM149 201V202H148ZM151 201H153V202H151ZM166 201V202H165ZM169 201V202H168ZM190 201V202H189ZM106 202V203H105ZM107 202H109V203H107ZM117 202V203H116ZM129 202H132L129 206H126V205H128V203ZM156 202V203H155ZM176 202V203H175ZM245 202V203H244ZM47 203V204H46ZM56 203V204H55ZM70 203V204H69ZM114 203H116L117 205H116V207H115V204ZM123 203V204H122ZM125 203H127V204H125ZM212 203V204H211ZM59 204L61 205V207H63V208H65L66 207V205H67V207L70 209V210H73L74 212L75 211H77V214H76V212H75V214H73L72 212V214H70V210L69 209H63V208H61V207H59ZM88 204V205H87ZM104 204H106V206H103ZM158 204H159V206L160 207H162L161 209H163V210H161L160 209V207L158 206ZM162 204V205H161ZM8 205V206H7ZM49 205V206H48ZM62 205H64V206H62ZM82 205V206H81ZM110 205V206H109ZM148 205V206H147ZM179 205V206H178ZM212 205H214V207L212 206ZM51 206L53 207V206H55V208L53 207V209L54 210H51L52 208H51ZM89 206V207H88ZM108 206H109V208L111 209L110 211H108L109 210V208H108ZM117 206H119L118 208H119V210H118V208H117ZM235 206H237V208H238V211H237V213L234 215L233 213H235L234 211H233V209L235 208ZM46 207H47V209L48 210H46ZM49 207V208H48ZM66 207V208H67ZM128 207V208H127ZM137 207V208H136ZM58 208H60V209H58ZM74 208V209H73ZM81 208V209H80ZM83 208H86V209H92L91 211L89 210V211H86V209L84 210ZM101 208V210L99 211V209ZM166 208V209H165ZM4 209H5V212H4ZM8 209V210H7ZM103 209V210H102ZM108 209V210H107ZM127 209V210H126ZM173 209H176V210H174L173 211ZM209 209H211L210 211H209ZM81 210V211H80ZM83 210V211H82ZM98 210V211H97ZM106 210V211H105ZM2 211V212H1ZM6 211H9V213L8 212H6ZM54 211V212H53ZM69 211V212H68ZM128 212V213H126V212ZM208 211V212H207ZM3 212L5 213V214H3ZM10 212H12V214L10 213ZM18 212H20V213H18ZM35 212V213H34ZM103 213V215H101L102 213ZM116 212V213H115ZM122 212V213H121ZM193 212V213H192ZM3 215H2V214ZM14 213V214H13ZM33 213V214H32ZM41 213V214H40ZM44 213H45V215L47 214L48 216L46 217V218H41L43 215H44ZM101 213V214H100ZM175 213H177V214H175ZM10 216H9V215ZM20 214V215H19ZM29 214H31V215H29ZM36 216H35V215ZM43 214V215H42ZM50 214V215H49ZM65 214H66V216H65ZM69 214V215H68ZM113 214V217H117L116 219L115 218H112V215ZM114 214H116V215H114ZM127 214V215H126ZM130 214H132L131 216H129ZM219 214V215H218ZM233 214V215H232ZM5 215H7V216H5ZM44 215V216H45ZM57 215V216H56ZM68 215V216H67ZM123 216V218H122V216ZM195 215V216H194ZM41 216V217H40ZM77 216V217H76ZM215 216V217H214ZM7 217V218H6ZM59 217V218H58ZM97 217V218H96ZM102 217V218H101ZM105 217V218H104ZM129 217H131V219L129 218ZM148 217V218H147ZM220 217V218H219ZM58 218V219H57ZM95 218L97 219L96 221H95ZM98 218H100V220L102 221V222H104V223H102V222H100V220L98 221ZM206 218V219H205ZM230 218V219H229ZM5 219V220H4ZM6 219H8L7 221H6ZM104 219V220H103ZM225 219V220H224ZM3 220H4V222H6V224L5 223H3ZM58 220H60V221H58ZM122 220V221H121ZM124 220H125V222H126V224L128 223V227H129V230H126V229H128V227H127V225H125L124 227L126 228V229H124V227L122 228V226L124 225ZM134 220V223L132 224V221ZM215 220H217V221H215ZM220 220L222 221V222H224V223H221L220 222ZM10 221H12V222H10ZM14 221V222H13ZM23 221V222H22ZM29 221V222H28ZM98 221V222H97ZM149 221V222H148ZM225 221H226V223H225ZM9 222V223H8ZM186 222H188V223H186ZM97 223H99V224H96ZM3 224H4V226H3ZM11 224H12V226H11ZM101 224V225H100ZM164 224V225H163ZM174 224H175V226H174ZM180 226H179V225ZM184 224H186V225H183ZM194 224H195V226H194ZM18 225H19V227H18ZM98 225H99V227H98ZM129 225H131V226H129ZM136 225V226H135ZM182 225V226H181ZM190 225V226H189ZM218 225V226H217ZM7 226V227H6ZM9 226H11V227H13V228H9ZM15 226V227H14ZM177 226H179V228L177 227ZM186 226V227H185ZM60 227V228H59ZM135 227H137V228H135ZM182 227V229H180ZM196 227V228H195ZM25 228V229H24ZM137 229V231L135 230V235L134 234H132V237L131 236H127V232H129L130 231V229ZM183 228H184V230H183ZM190 230H189V229ZM10 229V230H9ZM22 229V230H21ZM24 229V230H23ZM46 229V230H45ZM58 229H60V230H58ZM114 229V230H113ZM124 229V230H123ZM195 229H196V231H195ZM204 229V230H203ZM4 230H7V232H5ZM12 230V233L10 232ZM15 230V231H14ZM20 230V231H19ZM126 230V231H125ZM141 230H142V228H141ZM183 230V231H182ZM187 230V231H186ZM193 230H194V232H195V236H197V237H195V236H193L194 235V232H193ZM24 231V232H23ZM59 231V232H58ZM118 231H121V233H124V232H126V233H124V235H125V238H124V235H120L119 233H118ZM162 231V232H161ZM165 231V232H164ZM15 232V233H14ZM115 232L117 233V234H115ZM130 232H133L134 233V231L133 230H131ZM129 232V233H130ZM178 232V233H177ZM5 233H6V236H5ZM185 233V234H184ZM192 233V234H191ZM197 233V234H196ZM207 233V234H206ZM3 234V235H2ZM8 234L10 235V236H8ZM205 234V235H204ZM22 235V236H21ZM114 235V236H113ZM118 235V236H117ZM129 235H131V233L129 234ZM137 235V236H136ZM150 235V234H149ZM199 235V236H198ZM59 236V237H58ZM95 236V237H94ZM120 236H121V238H124V239H121V240H123V241H121V240H119L120 239ZM123 236V237H122ZM126 236H127V238H126ZM134 236L136 237V238H134ZM202 236V237H201ZM10 237V238H9ZM16 237V238H15ZM98 237V238H97ZM194 237V238H193ZM201 237V238H200ZM9 238V239H8ZM60 238V239H59ZM73 238V239H72ZM130 238H132L131 240H130ZM98 239V240H97ZM109 239V240H108ZM127 239H129L130 240V242H127V241H129V240H127ZM134 239H135V241H134ZM3 240H7L6 241V243H4L3 242ZM20 240V241H19ZM118 241L119 240V243L118 242H116V243H114L115 241ZM11 241V242H10ZM108 241V242H107ZM111 241V242H110ZM114 241V242H113ZM133 241V242H132ZM7 242H9V243H7ZM26 242V243H25ZM197 242V243H196ZM22 243V244H21ZM102 243H103V245H102ZM111 243H113L112 244V246H114L113 248L112 247H110L111 246ZM117 243H118V245H117ZM178 243H181V241H179ZM95 244V245H94ZM108 246H107V245ZM115 244V245H114ZM121 244V245H120ZM124 244H128V246H124ZM136 244V245H135ZM3 245H4V248H3ZM7 245V247L5 248V246ZM60 245V246H59ZM68 245V246H67ZM83 245V246H82ZM85 245V246H84ZM106 245V246H105ZM122 245H123V247H122ZM72 246V247H71ZM100 246V247H99ZM103 246V247H102ZM121 246L122 247V249H121V247L119 248V247ZM10 247L12 248V249H10ZM59 247V248H58ZM65 247V248H64ZM75 247V248H74ZM129 249H127V248ZM133 247V246H132ZM64 248V249H63ZM69 248V249H68ZM74 248V249H73ZM81 248V249H80ZM103 248V249H102ZM127 249V250H124V249ZM4 250V252H3V250ZM8 249H10V250H8ZM60 249H62L63 251H62V253H64V254H61L60 252H61V250ZM83 249V250H82ZM122 250L121 252H120V254H119V250ZM134 249V248H133ZM14 250V251H13ZM60 252H59V251ZM66 250V251H65ZM135 250V249H134ZM131 251L130 253H132V252H135V251ZM137 250V249H136ZM5 251H7V253H8V255H6V256H4L5 254H7ZM8 251H10V252H8ZM68 251L69 252H71V253H68ZM74 251V252H73ZM79 251V252H78ZM101 251H103V252H101ZM111 251H115V253L113 252L112 253V255L113 256H111V255H109L108 253H111ZM123 251H125V253H123ZM2 252V253H1ZM59 252V253H58ZM76 252V253H75ZM86 252V253H85ZM96 252L97 253H100L101 254V256H100V254H96ZM108 252V253H107ZM118 252V253H117ZM4 253V254H3ZM24 253V254H23ZM66 253L68 254V256L66 255ZM84 253V254H83ZM102 253H104V256L105 257H103V254ZM119 254V255H114V254ZM136 253V252H135ZM181 253V254H182ZM185 253H187V254H185ZM11 254H13L12 256H14V257H12L11 256ZM61 254V255H60ZM76 254V256H73V255H75ZM190 254H192L191 256H190ZM66 257H65V256ZM70 255H71V257H70ZM97 255V256H96ZM19 256V257H18ZM112 258H111V257ZM119 256V257H118ZM121 256V257H120ZM183 256H180V258L178 259V258H176L175 260H174V262H171V263H169V262H164V263H166V264H182V263H184V262H186L188 259H185V257H183ZM8 257V258H7ZM25 257V258H24ZM62 257V258H61ZM98 257V258H97ZM110 257V258H109ZM114 257V258H113ZM122 257H123V259H122ZM132 258L134 257V255L132 254V256H131ZM16 258V259H15ZM20 258H21V260H23L22 258H24V260H23V262H21V260H20ZM99 259V260H97V259ZM101 258V259H100ZM134 258H136V254H135V257ZM10 259V260H9ZM11 259H12V262H11ZM126 259V260H125ZM137 259V258H136ZM185 259V260H184ZM101 260V261H100ZM119 260L121 261V262H119ZM134 260V259H133ZM24 261H26L25 263H24ZM105 261V262H104ZM107 261H109V263L107 262ZM111 261V262H110ZM128 261V262H127ZM129 261H130V263H129ZM14 262V263H13ZM134 262H136V260L134 261ZM132 264H137V263H132ZM151 264V263H150ZM152 264H154V263H152ZM157 264H162V263H157Z\"/></svg>","mask_w":264,"mask_h":264},{"label":"bare ground","instance_id":"6f19581e","mask_svg":"<svg viewBox=\"0 0 264 264\" xmlns=\"http://www.w3.org/2000/svg\"><path fill=\"white\" fill-rule=\"evenodd\" d=\"M2 1V4H0V155L3 153V152H6V151H8V150H11V149H15V150H18V152H19V156H20V158L16 161V159H14L15 161H16V165L15 164H13V166L15 167V169L13 170L12 169V166H11V169H10V173L12 174V175H10L12 178V180L10 179V184H9V182H8V184L7 183H5L6 182V180H2L1 178V176H0V192H4L5 190H7V188L9 187V190L11 191V193L9 194V193H7V194H5V196L6 197H4V199H2V202H4L3 200H6L8 203H9V207H7V208H9V210L10 211H16L15 213H17V211H26L25 213L27 214V211L28 212H30V211H45V208L43 209V208H41L40 206L42 205V204H40L39 205V203L41 202V200H43V201H46L47 203H54L55 202V195L58 193H56V191H57V187L61 184L62 185V183H63V186L65 187L67 184H68V186H69V183H71V181L73 180V178H74V180L75 179H77V181L78 182H81V184H80V190L82 191V190H84V191H82V193L83 192H87L88 193V190L87 191H85L87 188H89V186L91 187V185H93V184H89L88 186H87V184L88 183H85L86 181V179L87 178H85V174L83 175V174H81V173H75V176H76V178H75V176L73 177L72 175H73V173L72 172H75V171H73L72 170V172L71 173H69V171L67 172L66 171V173L67 174H65L66 176L64 177V175H63V177H64V180L62 181V183H61V177L59 176V169H60V166H61V164L67 159V161L65 162V164L67 163V164H71L72 163V161H74L76 158H78V151L77 150H79V149H77V148H80V147H77V145H75V144H71V143H68L69 144V146L67 147V145H66V139H67V136H68V131H65V130H61V128H60V126H59V124L57 123V124H54V125H50V126H47V125H45L46 124V118L48 117V116H50V115H56L55 117L56 118H58L59 117V115H60V108L62 107L61 105H62V103H66L68 100H69V98L71 97L72 98V96H70V94L72 95L73 93V91H71V87H70V85L73 83L74 84V82L73 81H75V80H71V78H70V75L72 74V72H73V70L75 71V69L77 68V63L79 62V60H80V58L82 57V56H84V58H85V56H86V58H85V62L82 64V65H84V68H86L87 69V66L90 64L91 65V62L93 61V59H95L96 60V58H98L99 59V57H100V55H101V53H102V51L104 50V48L105 49H107V42L105 43L104 42V39H103V42H101V43H99V44H95L94 42H92L93 40H91V34L90 35H88V33H89V31H88V29H87V19H88V17L90 16V10L88 9V10H86L84 7H82L83 6V4L82 3H79L78 4V6H76V7H74V8H72V7H70V8H66V9H62V10H58V9H54L55 7H58V3H59V1H62V0H1ZM69 1V0H68ZM78 1V0H77ZM111 0H109V1H106V2H110ZM113 1H115V0H113ZM120 1V0H119ZM129 1V0H128ZM143 1H146V2H143ZM166 1V0H165ZM177 1V0H176ZM175 0H174V2H176ZM186 0H182L181 2H185ZM189 2H190V0H188ZM205 1H207V0H205ZM204 1V2H205ZM70 2V1H69ZM68 2V3H69ZM134 2V1H133ZM133 2L131 3V4H133ZM136 2V1H135ZM139 2H141V4H139V5H143V4H148V3H150V1H148V0H140ZM139 2H136V3H139ZM142 2H143V4H142ZM148 2V3H147ZM155 2H157V4L159 3L158 1H154L153 3L154 4H156ZM162 2V1H161ZM167 3H166V5L168 4V2H169V4H172V3H170V1L168 0V1H166ZM180 2V1H179ZM61 3V2H60ZM68 3H66V4H68ZM71 3V2H70ZM87 3H88V1H87ZM90 3V2H89ZM96 3V2H95ZM121 3V2H120ZM128 3V2H127ZM165 2L163 1V3H161V4H164ZM183 3H181V4H177V2H176V5H177V7H178V9L177 10H174L175 12L177 11V13H179L180 14V11L181 10H179V7H181L182 8V4ZM74 4H76V2L74 3ZM84 4H86L85 3V0H84ZM91 4V3H90ZM97 4V3H96ZM105 4H107V3H105ZM130 4V1H129V3L127 4L128 6H131V5H129ZM160 4V3H159ZM161 4H160V6H161ZM59 5H61V4H59ZM69 5V4H68ZM79 5H82V6H79ZM92 5H93V3H92ZM110 5V4H109ZM122 5V4H121ZM121 5H119V6H121ZM133 5H135V4H133ZM132 5V6H133ZM139 5H137V7L139 6ZM151 5H152V2H151ZM150 5V6H151ZM174 5V4H173ZM178 5H182V6H178ZM188 5H190V3L188 4ZM75 6V5H74ZM87 6V5H86ZM91 5H88V7H90ZM97 6V5H96ZM96 6H94V8H96ZM147 6H149V4L147 5ZM149 6V7H150ZM158 6V5H157ZM156 6V7H157ZM172 6V5H171ZM185 6V5H184ZM199 6V5H198ZM100 7V6H99ZM102 7V6H101ZM109 7V6H108ZM133 7H135V8H137L136 6H133ZM140 7H142V6H140ZM145 7V6H144ZM152 7V6H151ZM155 6H153V8H151L152 10L151 11H153L155 8H154ZM165 7H168V6H165ZM170 7V6H169ZM168 7V8H169ZM176 7V6H175ZM175 7H173V8H175ZM186 7V6H185ZM185 7H183L184 9H187V8H185ZM188 7V6H187ZM98 8V7H97ZM95 9V11H97L98 9ZM112 8V7H111ZM111 8H109V9H111ZM147 8V7H146ZM158 8V7H157ZM160 8H162V6L160 7ZM160 8H158V9H160ZM163 8H164V6H163ZM162 8V9H163ZM215 8V7H214ZM217 8V7H216ZM129 9H132V8H129ZM143 9V8H142ZM142 9L140 10V11H142ZM157 9V10H158ZM162 9H160V11H161V14L160 15H162L163 13H162ZM165 9V8H164ZM164 9H163V11H164ZM172 9V8H171ZM176 9V8H175ZM200 9V8H199ZM56 10H58V12L56 11ZM104 10V9H103ZM102 10V11H103ZM134 10V9H133ZM135 10H138V9H135ZM146 10V12L147 11H149V9L147 10V9H145ZM201 10H202V8H201ZM208 10V9H207ZM212 10V9H211ZM93 11V10H92ZM94 11V12H95ZM100 11V10H99ZM101 11V12H102ZM109 11V10H108ZM129 11V10H128ZM127 11V12H128ZM150 11V12H151ZM165 11H167L166 9H165ZM169 11V10H168ZM188 11H189V8H188ZM191 11V10H190ZM203 11V10H202ZM204 11H205V9H204ZM209 11V10H208ZM251 11V10H250ZM94 12H93V16L95 15L94 14ZM105 12V11H104ZM103 12V13H104ZM107 12V11H106ZM112 12H114L113 10H112ZM112 12L110 13L111 14V16L112 17H110V18H112V19H110L109 20V18H108V20L109 21H111V20H113V17L114 16H116V18L115 19H117V15H115L114 14V16L112 15ZM131 12H133V11H131ZM134 12H136V11H134ZM134 12L133 13H131L132 15H134ZM138 12V11H137ZM158 12V11H157ZM157 12L156 11H154L153 13L155 14L156 13V16L158 15L157 14ZM182 12H183V9H182ZM181 12V13H182ZM186 12V11H185ZM211 12V11H210ZM209 12V13H210ZM213 12V11H212ZM248 11H246L245 12V14L247 13ZM97 13H98V11H97ZM116 13V12H115ZM121 13H123L122 11L119 13V15H118V18H120L121 17ZM129 13V12H128ZM126 14V17H123L122 18V20H121V22H117V20L116 21H111L109 24H111L112 22H114V24H115V22H117L116 23V30H115V34H112L113 32H110L111 33V39L113 38V37H115V38H113V39H116V37H117V40L113 43L112 41H111V43H113V46H111V47H113V48H110V50L108 49V50H106V53H104V55H102L103 56V58H102V56H101V61H102V64L104 65V68H103V66H102V68H103V70H104V72H103V75L101 76V79L104 81L101 85L103 86V84L105 85V86H103V90L106 88L107 89V91H108V89L109 90H111V91H113V93H106L107 91L106 90H104L103 92L104 93H106V95L105 96H107L106 98L108 99L107 101H113L114 103H118V102H115V101H120L121 99H124V97H127V96H129V98H130V100H131V102L132 101H134L133 99H135V98H137L138 97V99L139 98H141V96L142 95H140L141 94V92H144V91H142V89H146V88H140L141 86L143 87V84H142V79H144V77L146 76V75H150V69H149V65H151V63L152 62H154V61H152L151 62V60L152 59H154L155 57V59L157 60V57L158 56H156V55H158V50L160 51L161 50V47H164V49L167 47V46H169V44L166 46V45H162L161 46V44H163V43H165V41L167 40V42L168 43H171V40H173L174 39V41H175V38H176V36H172L171 37V35H170V33L173 35V34H177L176 32H174V33H172L173 32V29H172V32H170L169 33V31L167 32H165L164 31V29H163V27L165 28L166 27V29H168L167 28V26L169 27V25L171 24L170 22H167V20L165 21V19H164V23L165 22H167L166 24H169V25H167V26H163L164 24H163V22L160 24L161 26H158L157 28H155V29H150L151 27L152 28H154L153 26H150V24L148 25L147 23H150L151 21H152V18L151 19H146V20H148V22H146L145 24L147 25V26H145L144 24H142V25H144L145 26V28H147L146 30H145V28H143L144 29V31L143 30H141V28H140V30H141V32H139V25H137V23H139V21H137V19L136 18H138V19H140V18H142L141 16L139 17L138 15H140L139 13H138V15L136 16V20H134V19H132L133 18V16L130 14ZM165 13V12H164ZM170 13V11L168 12V14ZM174 13V12H173ZM177 13H176V15H177ZM203 13V12H202ZM206 13H207V11L205 12V15H206ZM249 13V12H248ZM253 13V11L251 12V14ZM107 14V13H106ZM118 14V13H117ZM147 14H150V13H148L147 12ZM147 14H145V15H147ZM152 14V13H151ZM177 15V18H178V16L180 17V15ZM184 14H186V13H184ZM208 14V13H207ZM100 15H101V13H100ZM105 15V14H104ZM165 15V14H164ZM172 15V14H171ZM181 15H183V14H181ZM189 15V14H188ZM187 14H186V16L185 15H183V16H181V17H183V18H188L187 16H188ZM191 15V14H190ZM201 15V14H200ZM199 15V16H200ZM205 15H202V16H205ZM247 15L249 16V14H246V17H247ZM102 16V15H101ZM110 16V15H109ZM108 15H107V17H109ZM156 16H152L153 18H154V21H155V18H156ZM166 16H168V15H166ZM165 16V17H166ZM170 16V15H169ZM175 16V15H174ZM185 16V17H184ZM198 16V17H199ZM207 16H209V15H207ZM255 16V15H254ZM92 17V16H91ZM90 17V18H91ZM96 17H97V15H96ZM132 17V18H131ZM135 17V16H134ZM149 17H151L150 15H149ZM148 17V18H149ZM180 17V18H181ZM192 17V16H191ZM89 18V19H90ZM147 18V17H146ZM158 18L160 19H163L164 18V16H158ZM170 18H172L171 16H170ZM175 18V17H174ZM182 18V20H184ZM199 18H201V17H199ZM94 19H96L95 18V16H94ZM114 19V20H115ZM145 19V18H144ZM158 19V20H159ZM97 20V19H96ZM95 20V21H96ZM170 20V19H169ZM168 20V21H169ZM172 20V19H171ZM170 20V21H171ZM177 20H180V19H177ZM204 20V19H203ZM253 20V19H252ZM90 21V20H89ZM92 21H93V19H92ZM92 21H90V23H92L93 24V22ZM134 21H136V22H134ZM150 21V22H149ZM154 21H152V22H154ZM185 21V20H184ZM183 21V22H184ZM226 21H228V20H226ZM102 22V21H101ZM151 22V24L153 25L154 23H152ZM156 22H158V21H156ZM173 22V21H172ZM211 21H208V23H210ZM225 21H222V23H224ZM89 23V24H90ZM95 23V22H94ZM140 23H141V21H140ZM160 23V22H159ZM159 23L158 24H156V26L157 25H159ZM177 23H178V21H177ZM206 23V22H205ZM207 23V24H208ZM92 24H90V25H92ZM163 24V25H162ZM179 24V23H178ZM227 24H228V22H227ZM89 25V26H90ZM94 25V24H93ZM113 25V24H112ZM112 25H111V27H112ZM155 25V24H154ZM180 25H182V24H179V26ZM184 25H185V23H184ZM213 25V24H212ZM215 25V24H214ZM225 25H226V22H225ZM114 26V25H113ZM143 26V27H144ZM155 26V27H156ZM171 26H172V24H171ZM173 26H175V25H173ZM179 26L177 27L178 29H182L184 26H182V27H180L179 28ZM206 26V25H205ZM208 27H209V25H207ZM223 26V25H222ZM93 27V26H92ZM109 27V26H108ZM204 27V25L202 26V28ZM243 27V26H242ZM114 28V27H113ZM112 28V31L114 30ZM176 28V26H175V29L176 30H178ZM188 27H186L185 26V29H187ZM210 28H211V26H210ZM213 28H214V26H213ZM224 28V27H223ZM226 28V27H225ZM228 28V27H227ZM264 28V27H263ZM90 29H91V27H90ZM89 29V30H90ZM170 29V28H169ZM168 29V30H169ZM204 29H206V28H204ZM212 29V28H211ZM229 29H231V28H228V31H229ZM251 29V28H250ZM97 30V29H96ZM95 30V31H96ZM101 30H102V28H101ZM214 30V29H213ZM225 30V29H224ZM232 30H234L233 28H232ZM263 30V29H262ZM92 33L93 32H95V31H92V30H90ZM205 31V30H204ZM206 31H207V29H206ZM227 31V30H226ZM235 31H237V30H235ZM243 31V30H242ZM90 32V33H91ZM98 32V31H97ZM97 32H95V33H97ZM179 32V31H178ZM94 33V34H95ZM141 33H144V35H141ZM148 33V35L149 36H147V35H145V34H147ZM150 33V34H149ZM167 33H169V35H167ZM186 33H187V31H186ZM189 33V32H188ZM202 33H204V32H202ZM214 33V32H213ZM255 33V32H254ZM137 34H140V35H137ZM205 34H206V32H205ZM215 34V33H214ZM258 34V33H257ZM96 35V34H95ZM95 35H94V38H95ZM112 35H115V36H113L112 37ZM183 34H181L180 36H182ZM185 35V34H184ZM201 35V34H200ZM213 35V34H212ZM188 36V34L186 35V37ZM189 36H191V35H189ZM201 36H205V35H201ZM209 36V35H208ZM215 36V35H214ZM175 37V38H174ZM183 37V36H182ZM186 37H184V38H186ZM218 38L220 37L219 36V34H218V36H217ZM222 37V36H221ZM263 37V36H262ZM172 38V39H171ZM184 38H182V39H184ZM223 38V37H222ZM225 38V37H224ZM228 38V37H227ZM264 38V37H263ZM112 39V40H113ZM181 39V40H182ZM193 39V38H192ZM192 39H191V41H192ZM197 39V38H196ZM102 40V39H101ZM187 40V39H186ZM188 40H189V38H188ZM195 40V39H194ZM108 41H110V40H108ZM198 41V40H197ZM197 41H195L194 43H197ZM100 42V41H99ZM147 44H145V43ZM198 42H201V41H198ZM203 42V41H202ZM202 42H201V44H202ZM255 42V41H254ZM259 42V41H258ZM111 43L109 42V44L111 45ZM148 43L150 44V46H148ZM188 43H189V41H188ZM193 43V42H192ZM220 42H218V40H217V44H219ZM177 44V43H176ZM144 45H146V46H148V48H150L151 46L154 48V46L155 47H159V45L161 46V47H159L160 49H157V54L154 56V53H155V50H153V48H152V50H153V52L151 51V49H149V51H151V53H153L152 55L154 56L153 58H152V56H150L151 55V53L150 52H148V55L151 57V58H149V57H147L148 58V61H149V63H147V61L146 60H143V61H146V66L145 67H148V69H147V71H149V74H147L146 73V75L144 74L145 72H143V74L145 75H143L142 73H141V75H140V67L142 66L141 64H143L142 63V59H143V56L145 57L146 55L144 54L143 55V50H145V47H143ZM171 45V44H170ZM189 45V44H188ZM198 44H196V46H197ZM166 46V47H165ZM180 46V45H179ZM177 47L178 49H180V47ZM181 46H183V45H181ZM187 46V45H186ZM195 46V45H194ZM199 46V45H198ZM108 47H110V46H108ZM190 47H191V45H190ZM193 47V46H192ZM202 47H204V46H202ZM142 48H144V49H142ZM147 48V47H146ZM170 48V47H169ZM175 49V50H178V49ZM182 48V47H181ZM205 48H206V46H205ZM163 49V48H162ZM163 49V50H164ZM201 49H203V48H201ZM208 49H209V46H208ZM189 50V49H188ZM187 50V52H189ZM105 51V50H104ZM162 52V51H161ZM166 52H168V47H167V49H166V51L164 52L163 51V54L164 55H168V53L167 54H165ZM172 52V51H171ZM184 53L186 52V51H183ZM150 53V54H149ZM163 54H160L161 55V57H162V60H164L163 62L165 63V60L167 59V57H170L169 55L168 56H164ZM164 57H163V56ZM166 57V58H165ZM165 58V59H164ZM82 59V58H81ZM146 59V58H145ZM151 59V60H150ZM94 60V61H95ZM156 60H155V62L154 63H157V66L160 64V62H156ZM161 60V59H160ZM161 60V61H162ZM168 60V59H167ZM166 60V61H167ZM84 61V60H83ZM93 61V62H94ZM157 61H159V60H157ZM169 61V60H168ZM162 62V63H163ZM178 62H179V60H178ZM177 62V63H178ZM182 62V61H181ZM97 63H98V61H97ZM145 63V62H144ZM161 63V64H162ZM170 63V62H169ZM168 63V64H169ZM183 63V62H182ZM170 64H174L173 63V61L170 63ZM186 64V63H185ZM78 65H79V63H78ZM145 65V64H144ZM154 65V64H153ZM153 65H151V66H153ZM179 65H180V67H181V64L179 63ZM92 66H93V64H92ZM155 66V65H154ZM164 66H166V63H165V65ZM175 67H176V65H174ZM182 66L183 67H185L184 66V64H182ZM188 66V65H187ZM80 67V66H79ZM90 67V66H89ZM156 67V66H155ZM155 67H153V68H155ZM171 67V66H170ZM101 68V67H100ZM141 68H143V67H141ZM151 68V67H150ZM161 68V67H160ZM160 68H159V70H160ZM163 69H165L164 67H162ZM179 68V67H178ZM187 68V67H186ZM192 67L190 66V68H188V69H191ZM220 68V67H219ZM82 69H83V67H82ZM82 69H81V71H82ZM158 69V68H157ZM175 69H177V68H175ZM195 69V68H194ZM197 69V68H196ZM77 70V69H76ZM156 70V69H155ZM158 70V71H159ZM167 70H168V68H167ZM173 70V69H172ZM193 70V68L190 70V72ZM201 70V69H200ZM199 70V71H200ZM146 71V70H145ZM152 71V70H151ZM157 71V70H156ZM157 71V72H158ZM163 71H165V70H163ZM169 71V70H168ZM185 70H183V72H184ZM188 71V70H187ZM201 71H203V70H201ZM83 72V71H82ZM166 72V71H165ZM172 72H176L175 70L174 71H172ZM171 72V73H172ZM196 72H198V71H196ZM195 72V73H196ZM84 73H86V72H84ZM159 73H160V76H161V71H159ZM167 73V72H166ZM170 73V72H169ZM169 73H168V76H169ZM170 73V75L172 76L173 74H171ZM179 73H180V71H179ZM189 73V72H188ZM192 73V72H191ZM236 73H238V72H236ZM78 74V73H77ZM81 74H83V73H81ZM175 74H178V72L177 73H175ZM193 74H194V72H193ZM199 74H201V72L199 73ZM204 74V73H203ZM84 75V74H83ZM86 75H88V74H86ZM90 75V74H89ZM158 75V74H157ZM181 76H184V74L182 75V74H180ZM179 74H178V77L180 76ZM186 75H188V74H186ZM185 75V76H186ZM195 75V74H194ZM197 75V77H198V74H196ZM202 75V74H201ZM217 75V74H216ZM85 76V75H84ZM83 76V77H84ZM92 76V75H91ZM94 76V75H93ZM98 76V75H97ZM190 76V75H189ZM192 76V75H191ZM203 76V75H202ZM202 76H201V78H202ZM72 77H74V75L72 76ZM81 77H82V75H81ZM81 77H80V80H81ZM87 77V76H86ZM85 77V78H86ZM95 77V76H94ZM151 77H153V76H151ZM150 76L148 77V78H151ZM188 77V76H187ZM186 77V78H187ZM200 77V76H199ZM205 79L207 78L206 76H205V74H204V76H203ZM145 78H147V77H145ZM165 78H167V77H162V81H165L166 79ZM170 78V77H169ZM175 77L173 76V79H174ZM179 78H181V77H179ZM195 79L196 78V76H193L192 78H191V80L192 79ZM204 78H202L203 79V81H206ZM209 78V77H208ZM231 78V77H230ZM88 79H90V76H89V78ZM93 79H95V78H93ZM97 79V78H96ZM152 79H154V78H152ZM163 79H165V80H163ZM168 79V78H167ZM172 79V78H171ZM170 79V80H171ZM177 79V78H176ZM198 79V78H197ZM200 79V78H199ZM98 80V79H97ZM151 80V79H150ZM155 80V79H154ZM169 80V79H168ZM168 80H167V82H168ZM180 80V79H179ZM189 80V79H188ZM187 79H186V81H188ZM221 80V79H220ZM232 80V79H231ZM86 81H87V79H86ZM88 81H90V80H88ZM92 81V80H91ZM90 81V85H91V83L93 82H91ZM145 81H147L146 79H145ZM149 81V80H148ZM153 81V80H152ZM161 81V82H162ZM177 81V80H176ZM176 81H175V83H176ZM196 81H198V80H196ZM200 81V80H199ZM202 81V80H201ZM95 82H96V80H95ZM141 82V83H140ZM143 82H144V80H143ZM149 82H151V81H149ZM149 82H146V83H149ZM156 82V81H155ZM159 82H160V80H159ZM166 82V81H165ZM165 82H162V84L163 83H165ZM166 82V83H167ZM179 82V81H178ZM184 83H188V82H185V81H183ZM189 82H191V81H189ZM193 82V81H192ZM195 82V81H194ZM207 82V81H206ZM205 82V83H206ZM225 82V81H224ZM78 83V82H77ZM88 83V82H87ZM169 83H170V81H169ZM80 84V85H79ZM78 84V86H79V93H83V92H85V89L84 88H86V87H84V85H86L87 86V84H85V80L84 79H82L81 80V82ZM99 84V83H98ZM116 84V85H115ZM125 84H127V88H124V86H125ZM140 84H142V85H140ZM153 84H155L154 82H153ZM172 84V83H171ZM200 84H202V82L200 83ZM204 84V83H203ZM210 84V83H209ZM230 84H232V83H230ZM238 84V83H237ZM75 85V84H74ZM74 85H72V86H74ZM100 85V84H99ZM116 87H115V86ZM145 85V84H144ZM147 85V84H146ZM165 86H166V84H164ZM170 85V84H169ZM206 85V84H205ZM215 85V84H214ZM236 85V84H235ZM234 85V83H233V86H235ZM159 86V85H158ZM203 86V85H202ZM226 86V85H225ZM89 87V83H88V86H87V88ZM205 87V86H204ZM73 88V87H72ZM99 88H100V86H99ZM114 88V89H113ZM122 88H124V89H127V91H128V93H127V91H126V93H127V96L126 95H124V89H123V91H122ZM77 91L78 89H74V91ZM89 90H90V87H89ZM205 90V89H204ZM213 90V89H212ZM91 91V90H90ZM141 91V92H140ZM206 91V90H205ZM228 91V90H227ZM227 91H225V92H227ZM101 92V91H100ZM123 92V93H122ZM177 92V91H176ZM178 92H179V90H178ZM202 92H203V88H202ZM201 92V94H203ZM221 92V91H220ZM86 93V92H85ZM84 93V94H85ZM92 92H90V94H91ZM97 93V92H96ZM125 93V94H126ZM180 93V92H179ZM222 93V92H221ZM221 93H220V95H221ZM75 94V93H74ZM87 95H88V97L90 96L91 97V95H89V91H87V93H86ZM93 94V93H92ZM99 94V93H98ZM228 94H229V91H228ZM78 95H80V94H78ZM102 95V94H101ZM139 95H140V97H139ZM198 96L200 95V92L197 94ZM97 96V95H96ZM105 96H102V98L103 97H105ZM205 96H207L206 94H205ZM74 97V96H73ZM87 97V96H86ZM92 97H93V95H92ZM99 96H97L96 98H98ZM194 97H196V95L194 96ZM223 97V96H222ZM82 98H84L83 97V95H82ZM197 98V97H196ZM196 98H192V99H194L195 101H196ZM199 98V97H198ZM197 98V99H198ZM80 99V98H79ZM79 99H77V101L79 100ZM86 99V98H85ZM85 99H84V101L83 102H85ZM94 99V98H93ZM99 99H101V97L99 98ZM98 99V100H99ZM200 99V98H199ZM209 99V98H208ZM213 99V98H212ZM71 100V99H70ZM69 100V101H70ZM76 100V99H75ZM81 100V99H80ZM79 100V101H80ZM97 100V99H96ZM98 100H97V102H98ZM102 100H105V98H103ZM101 100V101H102ZM194 100H192L193 102H195ZM90 101H94V100H90V98H89V102ZM106 101V100H105ZM105 101H103V104H105L106 102ZM191 101V102H192ZM197 101H199V100H197ZM201 101V100H200ZM219 101H220V99H219ZM88 102V101H87ZM96 101H95V103H97ZM134 102H136V100L134 101ZM139 102V101H138ZM137 102V103H138ZM221 103H222V101H220ZM76 103H78V102H76ZM124 103V102H123ZM140 103V102H139ZM200 103V102H199ZM223 103H224V101H223ZM71 104V103H70ZM98 104V103H97ZM131 104V103H130ZM133 104H135V103H133ZM132 104V105H133ZM195 104H197V103H195ZM205 104V106H207L206 105V103H204ZM68 105V104H67ZM77 105L78 104H76V108H77ZM84 105V104H83ZM90 105H91V103H90ZM90 105H88V106H90ZM117 106H118V104H116ZM116 105H115V107H114V105H113V103H112V105L111 106H113L114 108H115V110H116ZM122 105V108H124L125 109V107L127 106L126 104V106L125 105H123L121 102H120V106ZM138 105V104H137ZM69 106V105H68ZM67 106V107H68ZM72 106V105H71ZM80 106V105H79ZM99 106V105H98ZM124 106V107H123ZM129 106V105H128ZM135 106V105H134ZM197 106V105H196ZM60 107V108H59ZM83 107V106H82ZM85 107H87V106H85ZM100 107H101V105H100ZM113 107H111V109L113 108ZM191 107H194V105L193 106H191ZM190 107V109H192ZM203 107V106H202ZM208 107V109H209V105L207 106ZM207 107L205 108V107H203L204 109H207ZM69 109H70V106L68 107ZM68 108H66V109H68ZM72 108H74L73 106H72ZM98 108V107H97ZM102 108V109H101ZM100 109L101 110H103V108H104V110H103V112L101 113L100 112V115H102L103 114V116H105L106 117V115L108 114L107 112H108V109H109V106L107 107H101ZM105 108H108V109H106V113H104L105 112ZM113 108V109H114ZM127 108H129L130 109V107H127ZM126 108V109H127ZM135 108V107H134ZM137 108V107H136ZM141 108V107H140ZM184 108V107H183ZM187 110H188V108H189V106H188V108L187 107H185ZM195 108V107H194ZM196 108H200L199 110H201V107H199V106H197ZM212 108V107H211ZM210 108V109H211ZM95 108L93 107V109L92 110H94ZM99 108H98V110H100ZM112 109V110H113ZM129 109H127L126 110V112L127 111H129V112H131V109L129 110ZM133 109V108H132ZM207 109V110H208ZM209 109V110H210ZM218 109V108H217ZM226 109V108H225ZM244 109V108H243ZM84 110H87V109H84ZM100 110V111H101ZM120 110H121V112H120V114H122L123 113V109H121L120 108ZM203 110V109H202ZM70 111V110H69ZM74 111L76 112L77 110L74 108ZM136 111H138L137 109H135V110H133L132 111V114H133V112H136ZM186 111V110H185ZM190 112L192 111L193 113H195V112H198V110H189ZM64 112V111H63ZM83 112V111H82ZM88 112V111H87ZM90 112L91 113H93L94 114V112H92L91 110H90ZM90 112H88V113H90ZM115 112V111H114ZM124 112H125V110H124ZM123 113L124 114V117H123V114H122V117L123 118H120V116L121 115H119L118 117H119V120H118V122L120 121H122L125 117H130L129 115L127 116L126 114H128V113ZM189 112V113H190ZM205 112V111H204ZM210 111H208V113H209ZM223 112V111H222ZM193 113H191V114H189V116L190 117H192L194 114ZM207 113V114H208ZM242 113V112H241ZM70 114V113H69ZM78 115H79V112L77 113ZM82 114V113H81ZM84 114V113H83ZM82 114V115H83ZM95 114H98V111H96L95 112ZM95 114L93 115V117H95ZM110 114H111V111H110ZM112 114H113V111H112ZM198 114V113H197ZM206 114V113H205ZM229 114V113H228ZM237 114V113H236ZM236 114H234V115H232V117L233 116H235ZM73 115V114H72ZM75 115V114H74ZM99 115V114H98ZM99 115V116H100ZM115 115V114H114ZM136 115V114H135ZM188 115V114H187ZM199 116L200 115H203V114H198ZM213 115V114H212ZM58 116V117H57ZM67 116H68V113H67ZM81 116V115H80ZM83 116H85V115H83ZM97 116V115H96ZM110 116H113V115H110ZM110 116H108L109 118L107 119V121H110L109 119H110ZM195 117V119L194 120H196L197 119V115L195 114L194 115ZM219 116H220V114H219ZM241 116V115H240ZM240 116H238V117H240ZM53 117V116H52ZM69 117H70V115H69ZM75 117H77L76 115H75ZM82 117V116H81ZM89 117H90V115H89ZM134 117V116H133ZM203 117V119H205L204 121H198L199 123H201V122H205V121H208V120H206V115H205V117H204V115L202 116ZM202 117H201V119H199V120H203L202 119ZM213 117V116H212ZM236 117H237V115H236ZM236 117H234V118H236ZM237 117V119H239L240 120V118L242 117H240V118H238ZM66 118H68V117H66ZM86 118H87V116L86 117H84V121L82 120L81 122H80V124L79 125H81V123H83V122H87L88 123V119L86 120ZM193 118V117H192ZM234 118H233V120H234ZM246 118V117H245ZM248 119H249V117H247ZM246 118V119H247ZM54 119V118H53ZM64 119V118H63ZM71 119V118H70ZM78 119V118H77ZM81 118H79L78 120H80ZM95 119V118H94ZM103 119V118H102ZM106 119V118H105ZM121 119V120H120ZM125 119H127V118H125ZM124 119V120H125ZM131 119V118H130ZM208 119V118H207ZM209 119H211V118H209ZM242 119H244L243 117L241 118V120L240 121H242ZM247 119V120H248ZM257 119V118H256ZM255 119V120H256ZM259 119V118H258ZM257 119V120H258ZM59 120V119H58ZM78 120H76L77 121V123H78ZM91 120H92V117H91ZM124 120L122 121V123H121V125H120V134H118L119 132L117 131L116 132V134H118V135H120V138H119V140L118 141H121L120 143H122L123 141H126L127 140V143H129L128 142V138L125 140V134L127 135V131H125L126 129H128L127 127L129 126V125H127L129 122H127V124H124V123H126V121L127 120H125V122H124ZM192 120V119H191ZM213 119H211V121H212ZM227 120H228V118L225 120L226 122H227ZM230 120V119H229ZM231 120H232V118H231ZM232 120V121H233ZM254 120V119H253ZM52 120H50V122H51ZM57 121V120H56ZM61 121V120H60ZM68 121V120H67ZM66 121V123H68ZM73 121H75V119L73 120ZM104 121V120H103ZM106 121V120H105ZM112 121H113V117H112ZM112 121H111V123H112ZM115 121V120H114ZM135 121V120H134ZM210 121V120H209ZM211 121H210V123H211ZM232 121H231V123H232ZM235 121V120H234ZM251 121V120H250ZM263 120H261L260 122H262ZM49 122V121H48ZM116 122V121H115ZM117 122V123H118ZM178 122V121H177ZM189 122H191V121H189ZM188 122V123H189ZM193 122V121H192ZM191 122V123H192ZM219 122V124H222L220 121H218ZM230 122V121H229ZM246 122V120L244 121V124H247V123H245ZM249 122V121H248ZM252 122V121H251ZM251 122H249V124H247V125H250V123ZM56 123V122H55ZM86 123V124H87ZM91 123H93V122H91ZM110 123V124H111ZM191 123L189 124V125H187V127H189L190 125H191ZM195 123V126H197L196 125V122L194 121L193 122V124ZM206 123V122H205ZM210 123L208 122V123H206L207 125L209 124L210 125ZM214 122L212 121V125H214V124H217V126H220V125H218V123H217V121H216V123H214ZM228 123V122H227ZM254 123V122H253ZM72 124H74V123H72ZM89 124H90V120H89ZM180 124V123H179ZM179 124H178V127H181V126H179ZM192 124V125H193ZM198 124V123H197ZM237 124L239 125L240 123L237 121ZM243 124V123H242ZM242 124H240L239 126H241ZM243 124V125H244ZM83 125V124H82ZM106 125H108V123L106 122ZM105 125V126H106ZM116 124L114 123V126H115ZM125 125H127V127L125 128ZM133 125V124H132ZM167 125H169V123H167ZM208 125V126H209ZM231 125V124H230ZM233 125V124H232ZM231 125V126H232ZM242 125V126H243ZM67 126V124L65 125V127ZM70 126V125H69ZM78 126V125H77ZM104 127L103 125H101L100 124V127ZM119 126V125H118ZM117 126V127H118ZM170 127L169 128H171L173 125H169ZM174 126H177V125H175L174 124ZM194 125H193V127H195ZM206 126V125H205ZM204 126V127H205ZM207 126V128H205V129H203L204 131H205V133H206V130L208 131V129L209 130H211V127L209 128ZM228 126H229V123H228ZM237 126V125H236ZM241 126V127H242ZM245 126V125H244ZM50 127V128H49ZM82 127H86V126H82ZM81 127V128H82ZM91 127V126H90ZM110 127H111V125H110ZM168 127V126H167ZM191 127V126H190ZM187 128L188 130L190 129L191 130V128H193V127H191V128ZM201 127V126H200ZM203 126L201 127V128H204ZM230 127V126H229ZM229 127H228V131H229V133H230V130H229ZM245 127H247V126H245ZM249 127V130L248 131H250V127H251V129H255V128H252V127H254V125H252V126H248ZM67 128H68V126H67ZM67 128H65V129H67ZM73 127H70L69 128V130L70 129H72ZM87 128V127H86ZM97 128H99V127H97ZM130 128V127H129ZM196 128V127H195ZM215 128H218V127H215ZM214 127H212V130L213 129H215ZM225 128V127H224ZM226 128H227V126H226ZM233 128V127H232ZM240 128V127H239ZM262 127H260V129H261ZM88 129H91V128H88ZM87 129V130H88ZM102 129V128H101ZM105 129V128H104ZM103 129V135H105V132L107 131H105ZM106 129H107V126H106ZM110 130H112L111 128H109ZM108 129V130H109ZM118 129V128H117ZM199 128L197 127V130H198ZM236 129V128H235ZM241 129V128H240ZM259 129V128H258ZM263 129V128H262ZM80 130V129H79ZM84 130V129H83ZM145 130H148V128L146 129L145 128ZM152 130H154V129H152ZM151 130V131H152ZM167 130V129H166ZM189 130V131H190ZM217 130V129H216ZM241 130H243V129H241ZM91 131V130H90ZM93 131V130H92ZM132 131V130H131ZM130 131V132H131ZM161 131H163V129H161ZM160 131V132H161ZM196 131V130H195ZM194 131V132H195ZM218 131V132H217ZM217 131H214V132H217V133H215L216 135H219L218 137H216V135L214 134V136L216 137V138H220V135L222 136V132L220 133V131H221V126H220V131H219V129L217 130ZM226 132H228L227 130H225ZM236 131V130H235ZM238 131H239V129H238ZM243 131H245V130H243ZM255 131V130H254ZM256 131H257V129H256ZM255 131V133H257ZM260 132H261V130H259ZM258 131V132H259ZM264 131V130H263ZM76 132V135L78 136L79 135V133L77 134V131H75ZM99 132V131H98ZM148 132V131H147ZM147 132H145V133H147ZM154 132V131H153ZM152 132V133H153ZM197 132V131H196ZM209 132V131H208ZM208 132L206 133V134H208ZM213 132V133H214ZM225 132V133H226ZM237 132V131H236ZM242 132V131H241ZM81 133H82V131H81ZM88 133H92V132H89V130H88ZM88 133H85V134H88ZM111 132H109V134H110ZM131 133H133V132H131ZM130 133V134H131ZM151 133V134H152ZM156 133V134H155ZM157 133L158 132H154L153 134V136H155V135H157ZM173 133V132H172ZM190 133H193L192 132V130H191V132ZM203 134H201V135H206V134H204V132H202ZM211 133V132H210ZM224 133V134H225ZM240 133V132H239ZM242 133H244V132H242ZM252 133V132H251ZM250 133V135H252ZM254 133V132H253ZM84 134V133H83ZM82 134V135H83ZM148 134V133H147ZM159 134V133H158ZM163 134V133H162ZM174 134V133H173ZM194 134V133H193ZM196 135L197 134H199V132H197V133H195ZM212 134V133H211ZM211 134H209V135H211ZM223 134V135H224ZM228 134V133H227ZM235 134H238V133H235ZM235 134H233L235 137H236V135ZM241 134V133H240ZM245 134H246V132H245ZM249 134V133H248ZM70 135H71V137H74V133L72 132H70ZM75 135V136H76ZM81 135V136H82ZM90 135V134H89ZM129 135V134H128ZM149 135H150V133H149ZM164 135V134H163ZM162 135V136H163ZM182 135V134H181ZM190 134L188 133L187 134V136H189ZM201 135H198V137H201ZM213 135V134H212ZM229 135V134H228ZM230 135L232 136V134L230 133ZM257 135V134H256ZM80 135H79V139H80V137H81ZM86 136V135H85ZM111 135H109V137H110ZM158 136H161V134L160 135H158ZM190 136H195V135H190ZM202 136V137H203ZM230 136V137H231ZM239 136H241V135H239ZM260 136V135H259ZM262 136V135H261ZM70 136H69V141H71L72 140V138H71ZM91 136H89L88 138H90ZM103 137V136H102ZM117 137L118 136H116L115 137V139H116V141L114 140V138H113V140H109V143H111L110 141H112L113 143H111V144H113V148L114 149H118V148H120V149H123V145L124 144H120V146L119 145H117L118 144V141H117ZM131 137V136H130ZM156 137V136H155ZM195 137H197V136H195ZM205 137H207V135L206 136H204L203 138H205ZM215 137H213V138H215ZM228 137V136H227ZM227 137H225L226 139H227ZM230 137H229V139H230ZM70 138H71V140H70ZM82 138H83V136H82ZM86 138V137H85ZM124 138V139H123ZM151 138V137H150ZM161 139H162V137H160ZM186 138V137H185ZM185 138H183V140H186V142L188 141V139H185ZM192 138H194V137H192ZM191 138V139H192ZM208 139H209V137H207ZM242 138V136L240 137V139ZM247 138V137H246ZM249 138H251V137H249ZM255 138V137H254ZM253 138V139H254ZM256 138H257V136H256ZM78 139V140H79ZM92 139V138H91ZM99 139V138H98ZM108 139H112L111 137L110 138H108ZM130 139V138H129ZM159 139V138H158ZM196 139V138H195ZM221 139H222V137H221ZM233 139V138H232ZM238 139V138H237ZM248 139V138H247ZM261 139V138H260ZM259 138H258V140H260ZM264 139V138H263ZM74 140V139H73ZM77 140V141H78ZM88 140V139H87ZM100 140H102V138H100ZM105 140H106V138H105ZM105 140H102V141H104L105 142ZM163 140H164V138H163ZM182 140V139H181ZM181 140H180V142H181ZM182 140V141H183ZM210 140V139H209ZM231 140V139H230ZM244 140H246L245 138H244ZM249 140V139H248ZM256 140V139H255ZM262 140V139H261ZM80 141V140H79ZM78 141V142H79ZM90 141V140H89ZM89 141H88V143L87 144H89ZM106 141H108V140H106ZM152 141V140H151ZM150 141V142H151ZM225 141V140H224ZM223 141V142H224ZM238 141V140H237ZM251 141V140H250ZM253 141V140H252ZM76 142V141H75ZM87 142V141H86ZM92 142H93V140H92ZM102 143V146L106 143ZM149 142V141H148ZM147 142V143H148ZM189 142V141H188ZM187 142V143H188ZM195 142H197V141H195ZM200 142H202V141H200ZM207 142H208V140H206L205 141V143L207 144ZM219 142H220V140H219ZM219 142H218V144H219ZM241 142V141H240ZM248 142V141H247ZM258 142V141H257ZM90 143H91V141H90ZM108 142L105 144L106 145V147H105V149H107L108 147H109V149H111L112 148V145H111V147L110 146H108V144H109ZM116 145H115V144ZM123 143H125V142H123ZM152 143V142H151ZM184 143V142H183ZM192 143H194V142H192ZM191 143V145H196L197 147L199 146V144L198 143H195V144H192ZM216 143H217V141H216ZM215 143V144H216ZM221 143V142H220ZM226 143H227V140H226ZM241 143H243V141L241 142ZM253 143V142H252ZM256 143V142H255ZM260 144H261V142H259ZM71 144V145H70ZM81 144V143H80ZM146 144V143H145ZM165 144V147H167V143H164ZM203 144L204 143H202V144H200V146L202 145L203 146ZM205 144V145H206ZM210 145L212 144V146H213V144H214V142L212 141V143H209ZM208 144V145H209ZM215 144H214V146H215ZM224 144V143H223ZM249 144H251V143H249ZM254 144V143H253ZM91 145H93V143L91 144ZM104 145V146H105ZM126 145V144H125ZM129 145V144H128ZM169 145V144H168ZM184 145H185V143H184ZM187 145V144H186ZM189 146H190V144H188ZM204 145V146H205ZM228 145V144H227ZM240 145H242V144H240ZM256 145H257V143H256ZM255 145V146H256ZM88 146V145H87ZM116 146H119L118 148H116ZM148 146V145H147ZM152 146V145H151ZM159 146V145H158ZM200 146H199V148H200ZM211 146V147H212ZM219 146V145H218ZM222 146V145H221ZM219 146L220 148H223L224 146ZM253 146V145H252ZM77 147V148H76ZM89 147V146H88ZM93 147V146H92ZM129 148V146H124V148ZM145 147H146V145H145ZM156 147H157V145H156ZM163 147V146H162ZM162 147H161V149H162ZM196 147V148H197ZM217 147V146H216ZM219 147H217V148H219ZM226 148H227V146H225ZM234 147H235V145H234ZM234 147H233V149H234ZM239 147V146H238ZM244 147V149H245V147L246 146H243ZM250 147V146H249ZM42 148H46V151L44 150L42 153H45V154H43V157H46L47 158V160H46V158H45V160L47 161L46 163H45V165H44V167H43V169H37L36 168V164H37V162H38V160H39V157H40V151H39V149H42ZM97 148V147H96ZM100 148H101V146H100ZM155 148V147H154ZM153 148V149H154ZM164 148V147H163ZM169 147H167V149H168ZM185 148V147H184ZM195 148V149H196ZM199 148H197L196 150L194 149V147H192L191 146V149H194L195 151H197ZM201 148H205V147H201ZM200 148V149H201ZM207 148H209L210 149V147H207ZM253 148V147H252ZM257 148V147H256ZM263 149H264V145H263V147H262ZM261 148V151L263 150ZM81 149H83L82 147H81ZM84 149H86V148H84ZM120 149H119V151H120ZM158 149V150H157ZM156 150L157 151H155L154 153H156L157 152V154L156 155H154V158H155V160H158V161H160L163 157L161 156V157H159V156H157V155H161L162 153H161V150H159V148H157ZM170 149V148H169ZM169 149L167 150L168 152H169ZM177 149V148H176ZM190 149V148H189ZM213 149V148H212ZM228 149V148H227ZM243 149V148H242ZM249 149V148H248ZM251 149V148H250ZM2 150H3V152H2ZM15 150H11L12 151V155H10V156H13V152L15 151ZM93 150V149H92ZM113 150V149H112ZM112 150H109V151H111L112 152V155H113V151ZM128 151H129V149H127ZM201 150H203V149H201ZM205 150H206V148H205ZM217 150H219V149H217ZM217 150H215L214 149V151H217ZM223 150V149H222ZM229 150H232V149H228V151ZM84 151V152H83ZM83 151H81V152H83V154H86V152L87 153H90V151H91V147H90V150H89V148H88V150H83ZM94 151H95V148H94ZM99 148H97V151H96V154L98 153L99 154ZM107 151V150H106ZM109 151H108V154H109ZM119 151H115V152H119ZM123 153H126V152H128V151H126L125 149H124V151H126V152H124L123 150H121ZM121 151H120V154H121ZM173 151V150H172ZM179 151V150H178ZM184 151V150H183ZM182 151V152H183ZM186 152H187V149L185 150ZM189 151V150H188ZM199 151V150H198ZM221 151V150H220ZM18 152L17 153H14V154H18ZM92 153H93V151H91ZM110 152V153H111ZM158 152H160V154L158 153ZM163 153H164V151H162ZM174 152V151H173ZM172 152V153H173ZM200 152V151H199ZM198 152V154L200 155V153ZM230 152V151H229ZM231 152H233V151H231ZM238 152H240V150H238ZM253 152V151H252ZM8 153V152H7ZM46 153H47V155H46ZM123 153H122V155H123ZM166 153V152H165ZM164 153V154H165ZM181 153V152H180ZM185 153V152H184ZM189 153V152H188ZM193 153H194V155L195 156H197L196 155V153L193 151ZM203 153H204V151H203ZM214 153V156H213V159H214V157H216L215 156V154H217V153H215V152H213ZM222 153H223V151H222ZM226 153V152H225ZM228 153V152H227ZM226 153V154H227ZM235 154H236V152H234ZM255 153V152H254ZM253 153V154H254ZM4 154V153H3ZM11 154V153H10ZM82 154V155H83ZM164 154H162V155H164ZM170 154V153H169ZM168 154V155H169ZM182 154V153H181ZM192 154V153H191ZM212 154V153H211ZM221 154V153H220ZM237 154H240V153H237ZM249 154V153H248ZM247 154V155H248ZM44 155H46V156H44ZM89 155V154H88ZM91 155V154H90ZM93 155H94V157L96 158V156H95V153L94 154H92V156H91V158H93ZM109 155H111V154H109ZM127 155V154H126ZM180 155V154H179ZM190 154H188L187 156H189ZM193 155V154H192ZM192 155L190 156V158L192 157ZM198 155V156H199ZM205 155V154H204ZM208 155V154H207ZM228 155V154H227ZM229 155H232V153H230ZM227 156L228 158L230 157V156ZM250 155V154H249ZM248 155V156H249ZM4 156V155H3ZM3 156H1L2 157V159H3ZM7 156H8V154H7ZM65 156H67L66 157V159L64 160V158H65ZM80 157H81V155H79ZM84 156V155H83ZM121 156V155H120ZM124 156H125V154H124ZM141 156V155H140ZM165 156H167L166 154H165ZM176 156V155H175ZM210 157H209V159L211 158V155H209ZM218 157L220 156L219 155V153H218V155H217ZM221 156H224V154L223 155H221ZM226 156V155H225ZM239 156H241V155H239ZM243 156V155H242ZM245 156V155H244ZM244 156L243 157H241V158H244ZM17 157V155L14 157V158H16ZM42 157V156H41ZM108 157H111V156H108ZM122 157V156H121ZM120 157V158H121ZM171 157V156H170ZM170 157L168 156V157H165V158H163V159H165L166 161V164L164 165L165 167L167 166L168 167V165L170 164L169 162H170ZM177 157V156H176ZM175 157V158H176ZM202 158H203V154H202V156H201ZM206 157V156H205ZM233 157V156H232ZM234 157H237L236 155L234 156ZM250 157V156H249ZM254 157V156H253ZM252 157V158H253ZM10 158V157H9ZM12 158V157H11ZM98 156H97V161H98ZM158 158H160V159H158ZM168 160H167V159ZM172 158H173V160H172ZM178 158V157H177ZM180 158H181V156H180ZM184 159H185V157H183ZM188 159V160H190V161H192V159ZM196 158V157H195ZM208 158V157H207ZM224 158H226V157H224ZM227 158V159H228ZM238 158V157H237ZM252 158L250 159V160H252ZM256 158V157H255ZM5 159H6V157H5ZM38 159V160H37ZM42 159H44V158H42ZM125 160H126V158H124ZM141 159H143V158H141ZM218 160H220L219 158H217ZM217 159H215L216 161H217ZM230 159V158H229ZM234 159V158H233ZM80 160L83 162V157H82V159L80 158ZM108 160L110 161V158H108ZM120 160V159H119ZM124 160V161H125ZM154 160V159H153ZM171 160L174 162V157H171ZM177 160V159H176ZM183 160V159H182ZM181 159H180V161L182 162V163H180L181 165H179V164H175V165H179V167L180 168H185V166L184 167H181V166H183L184 165V163L183 162H187L188 160L187 159H185V161L183 160L182 161ZM196 160H197V158H196ZM196 160H194V161H192V162H196L194 165L196 166V164L198 163V161H196ZM211 160L212 159H210V163H207L206 162V160H205V162H206V164H211V165H213L212 163H211ZM232 160V159H231ZM240 159H238V161H239ZM254 161H256L255 159H253ZM3 161V160H2ZM5 161V160H4ZM9 161H11L12 162V160H9ZM9 161H8V163H9ZM40 161V160H39ZM80 161V163L82 164V162ZM126 161H128V159L126 160ZM125 161V163H127ZM162 161V162H161ZM160 161V164L159 165H163V164H161V163H163L164 161L163 160H161ZM168 161V162H167ZM199 161L201 162L202 161V159L200 160L199 159ZM235 161H236V159H235ZM242 161H243V159L241 160V163H242ZM244 161H248V159H246V160H244ZM0 162H1V158H0ZM11 162H10V165H11ZM43 162H45V161H43ZM145 162V161H144ZM176 162V161H175ZM179 162V161H178ZM204 162V161H203ZM220 162H222V160H220ZM219 162V163H220ZM237 162V161H236ZM236 162H235V164H236ZM7 162H5V164H6ZM8 163H7V165H8ZM40 163V162H39ZM39 163H38V165H39ZM110 163V162H109ZM120 163L122 164V163H124L122 160L120 161ZM146 163V162H145ZM151 163L152 164H149V165H152V167H153V162L151 161ZM167 163H168V165H167ZM231 163H232V165H233V162L231 161ZM1 164V163H0ZM3 164H4V162H3ZM64 164V165H65ZM85 164V162H83V165ZM154 164H156L155 163V161H154ZM174 164V163H173ZM190 164H191V162H190ZM190 164H188V165H190ZM201 164H202V162H201ZM230 164V163H229ZM244 164V163H243ZM248 164H249V162H248ZM247 164V165H248ZM260 164V163H259ZM264 164V163H263ZM77 165V164H76ZM93 165H96V164H93ZM125 165V164H124ZM148 165V164H147ZM146 165V166H147ZM149 165H148V170L152 173V170L154 169L155 170V168L153 167V169L151 168V167H149ZM157 170H160V173L162 172V170L161 169H159L161 166H159V168H158V162H157ZM175 165H174V167H175ZM198 165V164H197ZM221 165V164H220ZM220 165H219V167H220ZM224 165V164H223ZM3 166V165H2ZM6 166V165H5ZM4 166V167H5ZM40 166H42V165H40ZM67 165H65V168H67L66 167ZM72 166V165H71ZM70 166V167H71ZM75 166V165H74ZM73 166V167H74ZM98 165H96V167H97ZM114 166H116V165H114ZM191 166H193L192 164H191ZM191 166H189V167H191ZM210 166V165H209ZM214 166V165H213ZM230 166H231V164H230ZM235 166V165H234ZM233 166V168H234V170L233 171H236L237 170V168H236V166L234 167ZM243 166H245V164L243 165ZM249 167L251 166H253V165H251V163L248 165ZM260 166H261V164H260ZM4 167H2V168H4ZM8 167H9V165H8ZM39 167V166H38ZM72 167V168H73ZM76 167V166H75ZM88 167V166H87ZM91 167H92V165H91ZM98 167H100V166H98ZM97 167V168H98ZM120 168L122 167V165L121 166H119ZM142 167H145V166H142ZM156 167V166H155ZM173 167V168H174ZM177 167V166H176ZM179 167H177V168H175V169H179ZM197 168L198 167H200V166H196ZM195 167V168H196ZM218 167V168H219ZM242 167V166H241ZM247 167V166H246ZM249 167H247V168H249ZM254 167V166H253ZM1 168V167H0ZM1 168V169H2ZM42 168V167H41ZM69 168V167H68ZM84 168V167H83ZM86 168V167H85ZM85 168H84V170H85ZM93 168H95V166H93ZM91 169V170H94V169ZM97 168H95V169H97ZM116 168V167H115ZM124 167H122L121 169H119V170H117V172L116 173H114V174H119L120 176L121 175H124L125 174V176H122V178L123 177H125V178H123L124 180H122L121 182H123V183H121V184H119V186L121 187H123V188H125V187H128L129 186V188H130V185L128 184V185H124V184H126V181H125V179L127 178V177H129V176H127V174H129L130 175V173H129V170H127V169H123ZM146 169L145 170H147V167H145ZM149 168H151L152 170H150ZM161 168H164L163 166L161 167ZM172 168V169H173ZM188 167H186V169H187ZM194 168V169H195ZM202 168V167H201ZM206 168H207V165H206ZM209 168V167H208ZM207 168V170L206 169H204V171L206 170V171H208L209 169ZM218 168H216L217 169V171H218ZM225 168H227V166L225 167ZM228 168H232V167H229L228 166ZM227 168V169H228ZM235 168H236V170H235ZM238 168H240L239 166H238ZM88 169V168H87ZM86 169V170H87ZM100 169V168H99ZM117 169V168H116ZM144 169V168H143ZM143 169L141 170V171H143ZM166 168H164V170H165ZM189 169V168H188ZM187 169V170H188ZM199 169V168H198ZM223 169V168H222ZM257 169H259L258 170V172H260V169H262L263 170V167L261 166V168H258L257 167ZM7 170V169H6ZM41 171V173H40V171ZM62 170V169H61ZM68 170H71V169H68ZM78 170V169H77ZM98 170V169H97ZM103 170V169H102ZM100 171V170H98V172L99 173H101V174H99L96 170H94L95 172H96V174L98 173V175H96V176H93L94 178L96 177V179L98 178L97 176H100V175H103L102 177L104 178V177H106L107 179L105 180V178H104V180H105V182H103V181H101V179H102V177H100L101 179H97L96 181H98V180H100V182H103V183H101V184H103V190H104V183L106 184V182H107V184L106 185H111V181L112 180H115L116 179V176H113V177H108V174H111L110 172H111V170L110 171H107L106 172V170H105V172L104 171ZM126 170H127V172H126ZM174 170V169H173ZM191 170H193V168L191 167ZM215 170V169H214ZM223 170H225V169H223ZM83 171V170H82ZM88 172H86V173H88L89 175H90V172H89V169L87 170ZM156 171V170H155ZM167 171V170H166ZM169 171V170H168ZM185 171V170H184ZM196 171V170H195ZM194 171V172H195ZM198 171H201V170H198ZM210 171V170H209ZM220 171H221V169H220ZM226 171V170H225ZM225 171H223V172H225ZM238 171V170H237ZM254 172H255V170H253ZM252 171V173H254ZM264 171V170H263ZM3 172V171H2ZM114 172H115V170H114ZM126 172V173H125ZM145 172V171H144ZM143 172V174L145 175V173ZM147 172L148 171H146V174H147ZM170 172H171V169H170ZM189 172H190V169H189ZM193 171H192V173H194ZM202 172V171H201ZM201 172H199V173H201ZM212 172V171H211ZM222 172V173H223ZM229 172H230V170H229ZM6 172L4 171V174L3 175H6L5 174ZM84 173V172H83ZM91 173H92V171H91ZM108 173V174H107ZM155 173V172H154ZM162 173H165V175H167L168 176V172L166 173V172H162ZM179 173V172H178ZM186 173H188V172H186ZM191 173V172H190ZM198 173V174H199ZM203 173V172H202ZM225 173H228V172H225ZM261 173H262V171H261ZM260 173V174H261ZM7 174H8V172H7ZM80 174L82 175V176H80ZM87 174V175H88ZM95 173L93 172L92 174H91V176L92 175H94ZM153 174V173H152ZM159 174V173H158ZM175 174V173H174ZM173 174V175H174ZM181 174V173H180ZM219 174H221V172L219 173ZM230 175H231V173H229ZM234 173H232V175H233ZM236 174V173H235ZM244 174V173H243ZM86 175V176H87ZM139 175H142V172H140L139 173ZM157 174H155L154 176H156ZM164 174H163V176H165ZM172 175V176H173ZM175 175H177V174H175ZM181 175H184V174H181ZM189 175V173L186 175V176H188ZM191 175V174H190ZM189 175V176H190ZM225 174H223V176H224ZM240 175H242V174H240ZM246 175H248V174H246ZM8 176H9V174H8ZM78 176H80V177H78ZM146 176V175H145ZM150 176V175H149ZM148 176V177H149ZM160 177H161V175H159ZM158 176V177H159ZM171 176V178H174V177H172ZM202 176V175H201ZM200 176V177H201ZM204 176V175H203ZM215 176V175H214ZM243 176V175H242ZM245 176V175H244ZM260 176V175H259ZM3 177H6V176H3ZM73 177V178H72ZM143 178H144V176H142ZM142 177H140V178H142ZM147 177V176H146ZM169 177H170V175H169ZM169 177H168V179H169ZM178 177H180L179 175H178ZM193 177V176H192ZM191 177V178H192ZM199 177V176H198ZM197 177V178H198ZM213 177V176H212ZM238 177V176H237ZM8 178V177H7ZM72 178V179H71ZM94 178H92V181L94 180ZM108 178H112V180L109 182V180H108ZM142 178V179H143ZM150 178V177H149ZM149 178H147V179H149ZM154 178H157V176L156 177H154ZM171 178H170V180H171ZM181 178H183L184 179V176L182 177L181 176ZM189 177H187L186 179H188ZM204 178H205V176H204ZM217 178V177H216ZM235 178V177H234ZM239 178V177H238ZM241 178V177H240ZM5 179V178H4ZM90 179H91V177H90ZM141 179V180H142ZM158 179V178H157ZM157 179H155V180H157ZM160 180H161V178H159ZM163 179V178H162ZM167 179V178H166ZM165 178L163 179V181L164 180H166ZM167 179V180H168ZM175 179V178H174ZM179 179V181L178 182H176L175 180H172V181H175L176 183H179L180 182V178H178ZM177 179V180H178ZM192 179H194V178H192ZM192 179H191V181H192ZM209 179V178H208ZM236 179V178H235ZM260 179V178H259ZM70 180V182L69 183H66L67 181H69ZM74 180L72 181V182H74ZM80 180V181H79ZM103 180V179H102ZM108 180V181H107ZM126 180H129V182H130V178H127ZM154 180V181H155ZM197 180V179H196ZM204 180V179H203ZM202 180V182H204ZM220 180V179H219ZM223 180V179H222ZM7 181H9V180H7ZM90 181V180H89ZM95 180H94V182H96ZM125 181V182H124ZM150 181V180H149ZM148 181V182H149ZM183 181V180H182ZM187 181V180H186ZM189 182H190V180H188ZM201 181V180H200ZM200 181H197V185H198V182H200ZM207 181V180H206ZM252 181V180H251ZM78 182H76L75 181V183L78 185ZM87 182H88V180H87ZM100 182L98 181V183H96V184H100ZM114 182V181H113ZM128 181H127V183H129ZM142 183H144L143 181H141ZM151 183H149V184H151L152 185V183H153V181H150ZM162 182V181H161ZM167 182V181H166ZM165 182V183H166ZM171 182V181H170ZM184 182H185V180H184ZM183 182V183H184ZM193 182V181H192ZM196 182V181H195ZM239 182V181H238ZM250 181H248V183H249ZM257 182V181H256ZM75 183L73 184V183H71L73 186L75 185ZM110 183V184H109ZM163 183V182H162ZM172 183H174V182H172ZM182 183V182H181ZM201 183V182H200ZM210 183V182H209ZM208 183V184H209ZM228 183V182H227ZM237 183V182H236ZM70 184V186L72 187V185ZM86 184V185H85ZM100 184V185H101ZM114 184V183H113ZM153 184H156V183H153ZM185 184V183H184ZM184 184H179V187H181L182 185H184ZM186 184H189V183H186ZM195 185H196V183H194ZM206 184V183H205ZM215 184V183H214ZM240 183H237V185H239ZM243 184V183H242ZM76 185V186H77ZM94 185H95V183H94ZM115 185V184H114ZM143 185V184H142ZM195 185H193V186H195ZM199 185H201V184H199ZM210 185H211V183H210ZM209 185V186H210ZM8 186V187H7ZM69 186V187H70ZM87 186V187H86ZM98 186V185H97ZM96 185L94 186V187H96V189L95 188H93V187H91V188H93L92 190H94L95 192H97V189H100L101 187H97ZM116 186H118V185H116ZM118 186V187H119ZM145 186V185H144ZM156 186H157V184H156ZM162 186V185H161ZM176 186V185H175ZM203 186V185H202ZM208 185H206V187H209ZM212 186L214 187V185L212 184ZM242 186V185H241ZM78 187V186H77ZM109 187V186H108ZM111 187H113V185H111ZM115 187V186H114ZM119 187V188H120ZM147 187V186H146ZM158 187V186H157ZM156 187V188H157ZM172 189H173V187L172 186H170ZM179 187H176L177 189L176 190H178V188ZM201 187V186H200ZM220 187V186H219ZM76 188V187H75ZM75 188H73L74 190H75ZM79 188L77 189L78 190V192L80 191L79 190ZM106 188H107V186H106ZM110 188V187H109ZM119 188L117 189V190H115L116 192L118 191L119 192ZM145 188V187H144ZM148 188H149V190L151 191L152 189V187L150 188L149 186H148ZM202 188V187H201ZM221 188H223V187H221ZM4 189V190H3ZM126 189V188H125ZM161 189H162V187H161ZM170 189V188H169ZM215 189V188H214ZM218 189V188H217ZM68 190V189H67ZM67 190L65 189V191H63V194H62V201L64 200L63 198H66L65 196L69 193L70 195H71V193H73V194H75L76 192H77V190H75V192L72 190V192L70 193V190H69V192L67 193ZM106 190H108V189H106ZM110 191V193H111V195H110V197H109V202H107V203H109V204H113V202H111L112 200V197H113V195H114V193L113 192H115V191ZM121 190H124V189H121ZM127 190H128V188H127ZM126 190V191H127ZM158 190H160V188H158ZM157 190V191H158ZM174 190H175V188H174ZM174 190H172L173 191V193H175L174 192ZM212 190V189H211ZM223 190V189H222ZM90 191V190H89ZM108 191V192H109ZM129 192H130V190H128ZM143 191H145V189L143 190ZM152 191H154V188H153V190ZM179 191V190H178ZM217 191V190H216ZM224 191V190H223ZM230 191V190H229ZM91 192H93V191H91ZM91 192H89L90 194H91ZM102 191H99L98 192V194H100V195H102V193H101ZM107 192V191H106ZM107 192V193H108ZM115 192V193H116ZM117 192V193H118ZM120 192H122V191H120ZM120 192H119V194H120ZM146 192H148V190L146 191ZM232 192V191H231ZM246 192V191H245ZM82 193H80L82 196H83V194ZM86 193V194H87ZM94 193V192H93ZM93 193L91 194V195H93ZM104 193V192H103ZM112 193H113V195H112ZM128 193V192H127ZM152 193V192H151ZM172 193V192H171ZM9 194V195H8ZM72 194V195H73ZM76 194H78V193H76ZM90 194H88V197H89V195ZM109 194V193H108ZM123 194H124V191H123ZM125 194H126V192H125ZM142 194L144 195L145 194V192H142ZM155 194V193H154ZM154 194H152V195H154ZM159 195V192L158 193H156L155 195L156 196H158ZM178 194H180L179 192H178ZM195 194V193H194ZM208 194V193H207ZM2 195V194H1ZM4 195V194H3ZM71 195V196H72ZM80 195V196H81ZM94 195H97V193H94ZM115 195H117V194H115ZM114 195V197L118 200L119 198H121V197H117V196H115ZM127 195V194H126ZM141 195L143 198L146 196V195ZM171 195H173V197H174V194H171ZM170 195V196H171ZM206 195V194H205ZM209 195V194H208ZM74 196V195H73ZM85 196V195H84ZM139 196V195H138ZM151 196V194L149 195V197ZM180 196V195H179ZM261 196H264V189H263V191H262V194H261ZM1 197H3V196H0V200H1ZM75 197V196H74ZM73 197V198H74ZM128 197H129V195H128ZM147 197V196H146ZM182 197V196H181ZM241 197V196H240ZM243 197V196H242ZM59 198H60V196H59ZM90 198V197H89ZM114 198V199H115ZM151 198L152 197H150V200H151ZM153 198H154V196H153ZM159 198H160V196H159ZM177 198V197H176ZM184 198V197H183ZM101 199H102V197H101ZM114 199H113V201H114ZM131 199V198H130ZM139 199V198H138ZM138 199H137V201H138ZM166 199V198H165ZM208 199V198H207ZM263 199H264V197H263ZM66 200V199H65ZM64 200V201H65ZM69 199H67L66 201H68ZM111 200V201H110ZM132 200V199H131ZM146 200V199H145ZM149 200V199H148ZM153 200V199H152ZM210 200V199H209ZM99 201H100V199H99ZM98 201V202H99ZM120 201L122 202V199H120L119 200V202H118V204L120 203ZM127 201V200H126ZM137 201H136V203H137ZM214 201V200H213ZM1 202V201H0ZM1 202V203H2ZM6 202V203H7ZM70 202V201H69ZM116 202V203H117ZM139 202V201H138ZM141 202H143V200L141 201ZM149 202V201H148ZM151 202H153V201H151ZM166 202V201H165ZM169 202V201H168ZM190 202V201H189ZM252 202H253V200H252ZM259 202V201H258ZM262 202V201H261ZM1 203H0V206H1ZM5 203V202H4ZM4 203H2L3 205H4ZM6 203H5V205H6ZM46 203V204H47ZM74 203H76L75 201H74ZM106 203V202H105ZM116 203H114L115 204V207H116ZM132 202H129L128 203V205H126V206H129L130 204H131ZM156 203V202H155ZM176 203V202H175ZM245 203V202H244ZM260 203V202H259ZM56 204V203H55ZM70 204V203H69ZM111 204V207L112 208H114L113 207V205ZM123 204V203H122ZM125 204H127V203H125ZM212 204V203H211ZM256 204V203H255ZM258 204V203H257ZM2 205V206H3ZM88 205V204H87ZM119 205H121V204H119ZM162 205V204H161ZM2 206H1V208H2ZM8 206V205H7ZM49 206V205H48ZM62 206H64V205H62ZM82 206V205H81ZM103 206H106V204H104ZM110 206V205H109ZM109 206H108V208H109ZM148 206V205H147ZM158 206H159V204H158ZM179 206V205H178ZM213 207H214V205H212ZM3 207H6V206H3ZM54 208H55V206H53ZM53 207L51 206V210H54L53 209ZM59 207H61V205L59 204ZM65 207V206H64ZM66 207H67V205H66ZM63 208V207H61V208H63V209H69L68 207L67 208ZM89 207V206H88ZM110 207V208H111ZM119 206H117V208H118ZM160 207V206H159ZM0 208V209H1ZM49 208V207H48ZM109 208V210L108 211H110L111 209ZM128 208V207H127ZM137 208V207H136ZM162 207H160V209H161ZM58 209H60V208H58ZM74 209V208H73ZM81 209V208H80ZM84 210L86 209V208H83ZM166 209V208H165ZM2 210V209H1ZM8 210V209H7ZM46 210H48L47 209V207H46ZM70 210V209H69ZM90 209L88 208V209H86V211H89ZM92 210V209H91ZM90 210V211H91ZM101 210V208L99 209V211ZM103 210V209H102ZM114 210H116V208H114ZM118 210H119V208H118ZM127 210V209H126ZM161 210H163V209H161ZM174 210H176V209H173V211ZM211 209H209V211H210ZM21 211V213L20 212H18V213H20V214H25L24 212H22ZM73 210H70V214H72L73 212H72ZM81 211V210H80ZM83 211V210H82ZM98 211V210H97ZM106 211V210H105ZM117 211V210H116ZM233 211L235 212V213H233L234 215L237 213V211H235L234 209H233ZM2 212V211H1ZM4 212H5V209H4ZM3 212V214H5ZM6 212H8L9 213V211H6ZM54 212V211H53ZM69 212V211H68ZM72 212V213H71ZM76 212V214H77V211H75ZM75 212L73 213V214H75ZM126 212V211H125ZM208 212V211H207ZM11 214H12V212H10ZM35 213V212H34ZM102 213V212H101ZM100 213V214H101ZM116 213V212H115ZM122 213V212H121ZM126 213H128V212H126ZM193 213V212H192ZM2 214V213H1ZM2 214V215H3ZM14 214V213H13ZM19 214V215H20ZM21 215V216H24V215ZM25 214V215H26ZM33 214V213H32ZM41 214V213H40ZM175 214H177V213H175ZM232 214V215H233ZM9 215V214H8ZM29 215H31V214H29ZM35 215V214H34ZM43 215V214H42ZM44 215H45V213H44ZM40 216L41 218H46L48 215L46 214L45 216ZM50 215V214H49ZM69 215V214H68ZM67 215V216H68ZM78 215V214H77ZM101 215H103V213L101 214ZM114 215H116V214H114ZM127 215V214H126ZM132 214H130L129 216H131ZM219 215V214H218ZM5 216H7V215H5ZM10 216V215H9ZM32 216V215H31ZM36 216V215H35ZM57 216V215H56ZM65 216H66V214H65ZM112 216V218H115V217H113V214L111 215ZM122 216V215H121ZM195 216V215H194ZM1 217H3V216H1ZM1 217H0V219H1ZM77 217V216H76ZM215 217V216H214ZM7 218V217H6ZM59 218V217H58ZM57 218V219H58ZM97 218V217H96ZM95 218V221L97 220ZM102 218V217H101ZM105 218V217H104ZM117 218V217H116ZM115 218V219H116ZM122 218H123V216H122ZM130 219H131V217H129ZM148 218V217H147ZM220 218V217H219ZM47 219V218H46ZM206 219V218H205ZM230 219V218H229ZM5 220V219H4ZM4 220H3V223H5L6 224V222H4ZM8 219H6V221H7ZM100 220V218H98V221ZM104 220V219H103ZM225 220V219H224ZM58 221H60V220H58ZM97 221V222H98ZM122 221V220H121ZM215 221H217V220H215ZM10 222H12V221H10ZM14 222V221H13ZM23 222V221H22ZM29 222V221H28ZM100 222H102L101 220H100ZM124 222H125V220H124ZM149 222V221H148ZM220 222L221 223H224V222H222L221 220H220ZM2 221H0V227L2 228V229H4L3 227H2ZM9 223V222H8ZM102 223H104V222H102ZM134 223V220L132 221V224ZM186 223H188V222H186ZM225 223H226V221H225ZM96 224V223H95ZM97 224H99V223H97ZM96 224V225H97ZM7 225V224H6ZM101 225V224H100ZM125 225H127V227H128V223L126 224V222L124 223V225L122 226V228L125 226ZM164 225V224H163ZM179 225V224H178ZM183 225V224H182ZM181 225V226H182ZM184 225H186V224H184ZM183 225V226H184ZM231 225V224H230ZM230 225H227V226H229L230 227ZM3 226H4V224H3ZM11 226H12V224H11ZM11 226H9V228H13V227H11ZM129 226H131V225H129ZM136 226V225H135ZM174 226H175V224H174ZM180 226V225H179ZM179 226H177L178 228H179ZM190 226V225H189ZM194 226H195V224H194ZM218 226V225H217ZM7 227V226H6ZM15 227V226H14ZM18 227H19V225H18ZM98 227H99V225H98ZM126 227V228H127ZM186 227V226H185ZM20 228V227H19ZM60 228V227H59ZM125 227H124V229H126ZM135 228H137V227H135ZM141 228H142V230H141ZM141 228L139 227V228H137V229H139L138 231H137V229H135L138 233H137V235H138V237L139 238H137V240L135 241V239H134V243H137V246L136 247H134V244H131V242H130V240L132 239V238H130V240L129 239H127V240H129V241H127V242H130V244H129V246H131V247H129V248H132V250L130 249H128L127 247V249L131 252V251H133L134 249V251L136 252H132V253H130V252H126V253H129L131 256H132V254L134 255V257H135V254H136V258H132L131 256L129 257V258H127V256L125 255V257H126V259L127 260H131V261H133L132 263H137V264H152V263H154V264H157V263H162V264H166V263H164V262H169V263H171V262H174V260L176 259V258H180V256H183V251L184 250H186V247H187V245L191 242V238L189 237V236H180V235H176V237H174V236H172V235H170V234H168V232L166 233L165 231V233H163L162 231V233H159L158 231H150L151 229H149L148 227H146L145 225H143V226H141ZM196 228V227H195ZM226 228H228V227H226ZM25 229V228H24ZM23 229V230H24ZM123 229V230H124ZM180 229H182V227L180 228ZM189 229V228H188ZM1 230V229H0ZM10 230V229H9ZM22 230V229H21ZM46 230V229H45ZM58 230H60V229H58ZM114 230V229H113ZM126 230H129V227H128V229H126ZM125 230V231H126ZM131 230H133L134 231V233L133 232H130ZM135 230L134 229H130V233H131V235H129L130 233L129 232H127V236L129 237V236H131L132 237V234H134L135 235ZM183 230H184V228H183ZM182 230V231H183ZM190 230V229H189ZM204 230V229H203ZM5 232H7V230H4ZM15 231V230H14ZM20 231V230H19ZM185 231V230H184ZM187 231V230H186ZM195 231H196V229H195ZM11 233H12V230L10 231ZM24 232V231H23ZM59 232V231H58ZM121 233V231H118V233ZM193 232H194V230H193ZM1 233V232H0ZM15 233V232H14ZM119 233V234H120ZM124 233H126V232H124ZM124 233H121L120 235H124ZM178 233V232H177ZM115 234H117L116 232H115ZM150 234V235H149ZM185 234V233H184ZM192 234V233H191ZM197 234V233H196ZM207 234V233H206ZM1 235V234H0ZM3 235V234H2ZM136 235V236H137ZM205 235V234H204ZM5 236H6V233H5ZM8 236H10L9 234H8ZM22 236V235H21ZM114 236V235H113ZM118 236V235H117ZM127 236H126V238H127ZM193 236H195V232H194V235ZM199 236V235H198ZM1 237V236H0ZM7 237V236H6ZM59 237V236H58ZM95 237V236H94ZM123 237V236H122ZM195 237H197V236H195ZM202 237V236H201ZM200 237V238H201ZM10 238V237H9ZM8 238V239H9ZM16 238V237H15ZM98 238V237H97ZM124 238H125V235H124ZM124 238H121V236H120V239L119 240H121V239H124ZM134 238H136L135 236H134ZM194 238V237H193ZM198 238V237H197ZM60 239V238H59ZM73 239V238H72ZM98 240V239H97ZM109 240V239H108ZM119 240L118 241H113L114 243H116V242H118L119 243ZM133 240V239H132ZM5 240H3V242H4ZM7 241V240H6ZM6 241L4 242V243H6ZM20 241V240H19ZM121 241H123V240H121ZM179 241H181V243H178ZM11 242V241H10ZM108 242V241H107ZM111 242V241H110ZM133 242V241H132ZM7 243H9V242H7ZM26 243V242H25ZM118 243H117V245H118ZM197 243V242H196ZM10 244V243H9ZM22 244V243H21ZM112 244L113 243H111V246L110 247H114V246H112ZM95 245V244H94ZM102 245H103V243H102ZM107 245V244H106ZM105 245V246H106ZM115 245V244H114ZM121 245V244H120ZM136 245V244H135ZM0 246H2V244L0 243ZM60 246V245H59ZM68 246V245H67ZM83 246V245H82ZM85 246V245H84ZM108 246V245H107ZM124 246H128V244L126 245V244H124ZM7 247V245L5 246V248ZM72 247V246H71ZM100 247V246H99ZM103 247V246H102ZM119 247V246H118ZM121 247V246H120ZM119 247V248H120ZM122 247H123V245H122ZM122 247H121V249H122ZM3 248H4V245H3ZM8 248V247H7ZM59 248V247H58ZM65 248V247H64ZM63 248V249H64ZM75 248V247H74ZM73 248V249H74ZM124 249V250H127V249ZM134 248V249H133ZM10 249H12L11 247H10ZM10 249H8V250H10ZM69 249V248H68ZM81 249V248H80ZM103 249V248H102ZM119 250L118 252H119V254H120V252L122 251V250ZM137 249V250H136ZM3 250V249H2ZM5 250V249H4ZM4 250H3V252H4ZM61 250V254H64V253H62V249H60ZM83 250V249H82ZM11 251V250H10ZM10 251H8V252H10ZM14 251V250H13ZM66 251V250H65ZM6 253H7V251H5ZM58 252V253H59ZM74 252V251H73ZM79 252V251H78ZM101 252H103V251H101ZM115 253V251H111V253H108L109 255H111V256H113L112 255V253ZM117 252V253H118ZM2 253V252H1ZM68 253H71V252H69L68 251ZM76 253V252H75ZM86 253V252H85ZM114 254L115 256L116 255H119V254ZM122 253V252H121ZM123 253H125V251H123ZM182 253V254H181ZM4 254V253H3ZM24 254V253H23ZM60 254V255H61ZM84 254V253H83ZM96 254H100V253H97L96 252ZM103 254V257H105L104 256V253H102ZM185 254H187V253H185ZM6 255H8V253L7 254H5L4 256H6ZM13 254H11V256H12ZM66 255L68 256V254L66 253ZM192 254H190V256H191ZM65 256V255H64ZM73 256H76V254L75 255H73ZM97 256V255H96ZM100 256H101V254H100ZM110 256V257H111ZM186 256V255H185ZM185 256H183V257H185ZM12 257H14V256H12ZM19 257V256H18ZM66 257V256H65ZM70 257H71V255H70ZM109 257V258H110ZM117 257V256H116ZM119 257V256H118ZM121 257V256H120ZM8 258V257H7ZM25 258V257H24ZM24 258H22L23 260H24ZM62 258V257H61ZM98 258V257H97ZM96 258V259H97ZM112 258V257H111ZM114 258V257H113ZM178 258V259H179ZM189 257H185V259H188ZM16 259V258H15ZM101 259V258H100ZM122 259H123V257H122ZM125 259V260H126ZM134 259V260H133ZM184 259V260H185ZM10 260V259H9ZM20 260H21V258H20ZM23 260H21V262H23ZM97 260H99V259H97ZM136 260V262H134ZM101 261V260H100ZM11 262H12V259H11ZM26 261H24V263H25ZM105 262V261H104ZM108 263H109V261H107ZM111 262V261H110ZM119 262H121L120 260H119ZM128 262V261H127ZM14 263V262H13ZM27 263V262H26ZM129 263H130V261H129ZM131 263V264H132ZM18 264H19V262H18ZM22 264V263H21ZM28 264V263H27ZM32 264V263H31ZM106 264V263H105ZM119 264V263H118Z\"/></svg>","mask_w":264,"mask_h":264},{"label":"crops","instance_id":"0c3cea01","mask_svg":"<svg viewBox=\"0 0 264 264\" xmlns=\"http://www.w3.org/2000/svg\"><path fill=\"white\" fill-rule=\"evenodd\" d=\"M263 197H252L230 227L217 228L219 236L204 241L202 251L182 264H264ZM234 210L238 211L237 206Z\"/></svg>","mask_w":264,"mask_h":264}]
</instances>
